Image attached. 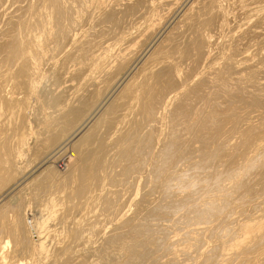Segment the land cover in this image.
Here are the masks:
<instances>
[{"label": "bare ground", "instance_id": "1", "mask_svg": "<svg viewBox=\"0 0 264 264\" xmlns=\"http://www.w3.org/2000/svg\"><path fill=\"white\" fill-rule=\"evenodd\" d=\"M34 1H36V0H34ZM149 1H151V0H149ZM149 1L148 0H127L124 4L122 2L119 5V3H118L119 1H118L117 2L118 4L115 2V4L112 5L110 2L108 3L107 0H67V1L66 0H39L40 3L35 2L36 5L39 4L38 5L39 8L35 7V8H37L36 9L37 11L34 12V14H32V16L29 15L27 17L30 18V16H31L32 20H33V25H35V27L37 29H40V30L42 29L43 32L41 31V33H42L41 36L40 35L37 36V33H36V35H34L35 34L34 33L33 34L34 37L29 38L30 40H32L31 38H33V40L31 41V45H32L33 49H32V51L27 53V55L23 51L24 49L21 48V45L18 44L19 40L17 41V37L18 38L21 37V32H22L21 31L22 23H20L21 19H20V16L18 17V11L21 9V7H20V9L18 8L19 10L17 9L16 12L11 13V15H9V17L6 20L7 22L5 24V27L3 29H0V50H3V48H4L6 50V52L12 53L11 56L9 53L5 54V56H8V54H9V57H11V61H10V59L8 61H6V59L8 57L7 58L4 57V58H6L5 60L4 59L0 60V64H2L3 62L4 63L6 62V64H7V65H5L4 69L3 68L0 69V194L2 192H4V189H6V187L12 185L13 182H15L17 179H19L20 176H23V177H21V179L26 178V175L28 176L29 170L27 171L28 173L25 170H26V168L27 169L30 168V166H29L30 163L27 165L29 167H27L25 165V162H23L24 157L27 154H29L28 156H30V159H29V157L27 159L29 160V162H31V167L34 164V163L32 164V162L39 163L37 165V166H39L41 164V162L44 161V159L46 160L47 157L51 158L54 156V154H55V156L59 155L57 153L61 152L63 149H65L68 146H71L72 148L74 147V149H73L74 152L72 154L67 155L64 158L62 157L63 158L62 159L63 160L62 166L63 165L65 166L64 170H65L66 175L62 176V174H63L62 172H57L55 170L58 167V165L55 167V169L53 168L54 165H52V168H51V169H53L52 175L50 174V176H48L49 178H46L43 180L44 184H45L44 181L46 180V185L41 186L42 183L41 184L38 183L39 186L33 184V186H35L36 191L33 192L32 199L34 198V200L38 199L41 201L40 207L43 208L41 211L44 212V214H41L40 218L36 219V214H38V213H34L35 215L34 214L32 215L30 212L31 209L33 211V208L38 210L36 208V206L31 208L32 205H30L31 209L30 210L26 209V206H27V208H29V206L27 205V202H26L27 200L25 201V199L22 198L23 196L22 197L19 196L18 199H17V197H18L17 196L16 197L17 200L15 199L16 200L15 203H13L11 201L4 203L5 199H4V202L2 201L3 202L2 204L0 203V264H9V262L12 264L14 262V259H16L18 256H21V257L24 256L25 258L29 259L27 262V259L25 260V258H24V262H21L19 264H264V204H262L263 202L257 201L258 204L262 202L260 205V206H262V209L260 210L259 213H257L258 210H256V211L254 210L255 208L252 209L254 211L250 212L248 210V208H249V206L254 205L255 200L254 199L251 200L250 198L246 197V196H248L246 194H245L246 195L245 197H246V199L248 198L247 200L245 198L243 199L241 197L244 194L242 195V192H240L239 190H241L243 188V186L245 187V185H243V186L240 185V189L237 190L236 193L234 192L235 194H232L233 190H232V193L230 190H229L230 192L228 190H226L227 193L229 192V193H231V195H229V193L227 194V193L221 191L225 187H227L224 185L227 183H224V182L229 175L230 176L232 175L231 178L232 179L234 178L233 181L234 180H238V181L240 180V182L242 181V183L244 180H247V181L254 180L255 178L258 177L257 175H259V176L264 175V162L261 163V160H263V158H264V134H262V135L258 136V138H256V140H258V142H254V144H252L250 146L248 145L247 146L248 148H245V149H247L246 155L248 153H249L248 155H250V154H254V155L249 156V157L247 156L248 158L245 157L244 160L240 159V161H238L237 163L235 162L236 163L235 165L233 164L234 166L231 164H230V166H227V165H229L228 163L225 165L224 164L222 165V162L225 159L224 160L221 159V161H222V162H220L221 164L219 163L220 160H218L217 161L218 164H216V165H219L217 167L218 171L215 173L213 172L214 177L217 175V178L211 179L213 177L210 178V175H209V178L213 181V183L211 182V184L208 180L206 182L204 180L203 183L202 182L199 183L197 181L198 179L196 178L195 172L192 174L189 173L190 175H187V173H184L180 170H178V172H176L177 169L174 172L173 169H175V168H173L172 171H169L171 173H170V176L168 177V179H167V177L166 178L164 177L165 181H167L169 183L168 188L165 187V184H164L165 181H164V178H162V174L164 172H166L165 171V166H166L165 163H167L166 160L170 157L169 155H171V152H176V150H178V149H176V143H175L176 139L178 137L175 139V142H173L175 135L172 136L173 137L172 141L168 140L169 138L167 137L168 139H166V140H168V141H165L164 144L162 143L164 136L166 135L162 131V129L165 130V128L167 127V126L165 128L162 127V125L165 122L163 120V118L166 115V111L169 112V111H171V108H172V110L175 111V112L172 111L173 114L175 113L176 116H180V117L174 118L175 120L178 118H182V117H183L182 119H184L186 116L189 117V115H192V114H190L191 108L193 109V107L191 105H192V103L195 102V100L198 99V101H199V97H198L197 93L200 94L199 91H201V89L202 90L205 89L204 87H206V86H208L209 88L214 87V89L216 87V90L220 89V90H225V91H227L229 89L228 90L229 92H231V90L238 91V89L240 88L239 85H241V84H239V85H237V83L235 84L236 80H234V84H229L230 83L229 80L231 78L230 79L228 78V80H227L228 84L225 82V79H224V81H223V79L220 81L218 79L219 78L218 76L220 73L219 74L217 73V72H219L217 69H219L220 72H222L221 68H220L222 66H220V67L218 66L221 64V62L219 61L220 64H216V62L212 63L213 60L216 61V59L219 60L221 58V61L223 62V64H226V62L223 60V58L224 59H225V57L227 58L228 55L226 56L225 54H228V53L223 51V48H222L223 52L219 51L220 52V53L218 52L219 54L218 53L215 54L218 56L210 57L212 55V53H211L212 50L210 52L209 48H211L210 46L213 45L212 40H213L214 35L211 33V31L209 29L214 28V27H211L212 25L216 26V25H214V23L218 19L221 21V23L219 22V27L222 30H225V28L228 29L227 28L228 26L225 24L229 23L228 20H230V18L227 19L228 17H226V15H229V13L226 14L227 12L225 11V7H224L227 4L226 3H225V5L222 4L223 0L222 1L221 0H197V1L195 0L196 1V2L194 1L195 4H193V2H192L191 5H188L186 11H184V16H183L182 21L181 20H179L180 22L178 21L179 25L177 24L178 26L177 27L175 26L176 28L174 27V29L172 31H170V33L165 37L167 39L163 38V40L158 42L154 47L152 46L153 48L150 51L147 49L149 51V53L146 51L147 55H145V58L143 59V61L140 59L141 62L140 63L138 62V64L136 65L135 64V62H137L135 59L136 56H134V58H132V55L134 53L133 52H132L133 54L128 53L126 56L127 52L124 51V55L123 56L121 55V57L117 59V62L119 60V62H118L119 64H116L117 62L115 63L116 60L114 59L115 60L114 66H113V64L111 66L110 65V62H112L111 56H113L114 54L112 53L113 55H111L110 50L109 51L105 50V52H102L100 50L101 52H98L97 49L103 48V46L100 48H97L100 46L99 44L102 43L101 41H103V40L100 39L101 41H99L100 35H98L99 37L97 36L98 39L96 40L97 37L95 36V34H98V33L101 34L102 32L105 33L106 31H108L110 34L111 33L113 34L115 29L118 28L117 25L122 23L120 18H119L120 14H121L120 16H122V12L125 14L127 12V13H129V15H130V13L138 14L141 12L140 9H143L142 11H144V13L147 15L148 11L154 12V10H156V7H157L156 5L164 6L163 4H165V5H171L172 6L174 4L177 6V4L179 2H182L183 0H157L156 5L154 4L155 1L152 0V2H150V3H149ZM158 1H159V4H157ZM236 1L237 2L238 1L244 2V3L239 2L240 3L239 7L241 8V6H243V8H244V10H242L243 13H245L247 15H248V13L253 14L256 17L253 15L252 16L257 18V21H262V20L264 21V3L263 4L259 3L260 6H257L258 5L257 2H259L260 0H252V1L248 0V2H246V0L245 1L236 0ZM263 1L261 0V2H263ZM25 2H26L25 5L27 7L30 0H25ZM230 2H231V0L228 1V3H230ZM151 3H153V4H151ZM184 3H187V1ZM255 3H257V5ZM116 4L119 6L116 7ZM241 4H244V5H241ZM253 4H255L254 6H256V7H253ZM0 5H1V3H0ZM7 5H8V3H7ZM23 5H22V7H23ZM32 5H33V3H32ZM179 5H180V3H179ZM121 6H123V7H121ZM162 6H160V7H162ZM171 6H169V8ZM92 7H95L96 10H97V8L100 10V16L97 19L100 20L101 22H107L109 25H108V27H106V25H107V23H106V25L104 26L106 28L101 29V31L100 30L97 32L95 31V33L93 31H92L93 33H90L89 30L86 31V29H85V31H82L83 33L80 34L79 36L77 34L78 38L75 41L80 43L81 46L83 45V49L80 48L82 50L81 53H84L83 55H85L87 52H90L89 55H91L90 58H92V59H90V62L88 61L89 63L87 64L86 68H84L85 66L81 67L83 62L82 63L80 61L77 62V60H75L76 58L75 59L73 58L76 62L72 66L69 67L67 65V64H69V62L65 58L69 57V55L71 54L70 51L73 49H70L69 52L66 51V52H68V54L70 53L69 55L67 54L68 55L67 57L66 56L64 57V55H63V59H65V60H63L64 62H62V60H61L62 58L60 59L61 62L58 59L56 60L54 57L51 56V54L55 50V48L58 46L59 43L61 44L62 41H64V40L66 41V39H68L67 33L71 28H72L71 34H73V28H76V26H77V28L79 27L78 25H80V23L83 22L82 19L85 17V14L86 13L89 14L88 12H89L90 8H92ZM229 7H230V5H229ZM4 8L2 9V11L4 10ZM7 8H8V6H7ZM32 8H34V7H32ZM95 8H93V9H95ZM245 8L248 11L245 10ZM166 9H168V8L166 7ZM172 9H174V8L172 7ZM229 9H228V12H229ZM236 9H238V8H236ZM33 10L34 9H32V11ZM67 10H69L70 12ZM3 12H5V11H3ZM66 12H68V13H66ZM135 12H138V13H135ZM235 12H236V10H235ZM246 12H248V13H246ZM0 13H2V12H0ZM30 13H31V11H30ZM96 13H97V11H96ZM165 13L167 14V12H165ZM165 13H163V15ZM66 14H67V16H66ZM82 14L84 17H82ZM87 14H86V16H88ZM91 14H93V13H91ZM140 14H138V15H140ZM129 15H128V17H129ZM149 15L150 16L147 17L149 19H145L146 21H145V23L143 22L141 27L138 26L139 27L138 31H140V32H137V33L140 34L143 31L144 34H147L148 37L150 36L152 38L156 29L158 28V26H161V24L160 25L155 24V20H154L155 16L153 17L154 14L152 15V13L150 14V12H149ZM233 16H234V14H233ZM252 16H250V17H252ZM125 17H127V16H125ZM250 17H249V20H252ZM18 18H19V24H18ZM24 18H25V16H24ZM123 18H122V20H123ZM163 18H165V17H163ZM86 19H83V20H86ZM91 19H93V17ZM134 19L135 18H133V20ZM233 19H235V18H233ZM27 20L28 19H26V21ZM32 20H30V21H32ZM98 20H97V22H98ZM124 20H126V19H124ZM249 20L247 22H250ZM127 21H125V22H127ZM244 21H243V23H244ZM257 21L255 19V22H257ZM247 22H246V24L248 25ZM26 23H28V22H26ZM253 23L254 22L252 21V24ZM257 23H259V22H257ZM95 24H97L96 21H95ZM126 24H129V21ZM250 24H251V22H250ZM250 24H249V27L252 26ZM262 24H263V22H262ZM262 24H260V25H262ZM81 25H80V27H81ZM139 25H141V24H139ZM237 25H239V24H237ZM260 25H256V26L259 27ZM102 26H103V24H102ZM132 26H133V24H132ZM223 26H226V27L223 28ZM23 27H24V23H23ZM27 27L28 26H26V28ZM59 27L61 28V30L63 29L62 33L59 32L60 30L58 31ZM93 27H92V29H93ZM241 27L242 26H240V28ZM255 27H253V28H255ZM36 28H34V29H36ZM247 28H248V26H247ZM15 29H17V30H15ZM25 29H23V32ZM27 29H29V28H27ZM141 29H143V30L141 31ZM245 29H244L243 35L246 34ZM32 30H33V28H32ZM94 30H95V27H94ZM128 30H130V29H128ZM135 30H136V28H135ZM213 30L216 31V28ZM250 30L252 31L253 29L250 28ZM117 31H119V30L117 29ZM121 31H123V30H121ZM251 31H247V29H246V32L251 33ZM130 32H132V31H130ZM157 32H158V30H157ZM233 32H234V30H233ZM257 32L258 31L256 30V33L254 34L255 36H256V34H258ZM143 33L140 34L141 35L140 38H142ZM228 33H229V31H228ZM239 33L240 32H237V37L235 35L236 33L235 34L233 33L234 35L230 34V36L232 35L231 37L226 34L230 38H229V40L227 39V41L225 43H223L225 45L222 44L223 46H225L224 48L227 47V49H228L231 45H233L234 41L236 42L237 40L241 39V36L239 37ZM23 34L24 33H22V35ZM116 34H117V32L114 34V36ZM241 34H242V32L240 33V35ZM133 35H135V34H133ZM140 35H138V36H140ZM254 35L252 34L251 36L253 37ZM24 36H23V38H24ZM73 36H75V35H73ZM103 36H106V35H103ZM126 36H127L126 34H125V36L122 35L121 37H119V40L121 38V41L124 40L123 42H125V43H127L128 41L134 40L132 38V36H127V37ZM138 36L136 35V37H138ZM244 36H246V35H244ZM251 36L249 38H251ZM111 37L112 36H110V38ZM143 37H145V36H143ZM71 38H72V36H71ZM145 38H147V37H145ZM219 38L222 39L221 37H219ZM242 38H243V36H242ZM245 38L247 39V37H245ZM245 38H244V40H246ZM21 39H20V41H21ZM50 39H52V40L50 42H48ZM73 39L74 38H72L71 41ZM116 39H117V37H116ZM116 39H115V42H116ZM217 39H216V41H217ZM112 40H114V39H112ZM119 40H117V41L120 42ZM136 40H137L136 42H139L138 39H136ZM262 40H264V38ZM103 42H105V41H103ZM23 43H24V41H23ZM25 43H26V40H25ZM51 43L53 44V47L55 45L54 49L52 47H51L52 49L48 48V44L51 45ZM236 43L238 44L239 42H236ZM240 43L244 44V43H246V41H243ZM63 44H64V42H63ZM63 44H62V46H63ZM135 44H137V43H135ZM141 44H140V46H141ZM254 44H255V42H254ZM102 45H103V43H102ZM118 45H121V44H118ZM138 45H137V47H138ZM44 46H45V48H44ZM106 46H107L106 47L107 49L110 48L109 47L110 45L109 46L106 45ZM24 47H27V46H24ZM36 47H39V50L42 49L40 52H41V54H43V56L45 58V59L42 58L43 59L42 61L45 60L44 63L47 62L46 63V64H48L47 67L46 66L44 67V65L42 63L41 64L43 66L42 65L39 66L40 63L37 64L38 60L36 61L34 59V57L37 59V57L35 56L38 53V52L36 53ZM59 47H58V49H59ZM117 47H119V46H117ZM125 47H122L121 49H125ZM130 47L132 48V44ZM131 48H130V50H131ZM61 49H62V47H61ZM263 49H264V47H263ZM39 50H37V51H39ZM74 51H79V50H74ZM246 51H248L247 54H245L244 52H241V56L239 55L240 58H237L238 55H234V56H237V57H235V59L230 57V61H227V62H229L230 66L229 65H227V66H229V68L232 66L233 69L235 71H237V72L234 71L235 74L236 73L238 74V72H241V74H242V72H244L243 75H247V74H250V75L251 74L252 75L257 74L258 75V73H263L264 68L262 66L257 67L259 62L254 64L256 66H254L253 64H250V63H249V66L246 63L247 67L243 66V64L245 62H247V61L249 62V60L252 59V57L249 55V50H246ZM250 51H251V49H250ZM117 52L121 53V51H119V49ZM128 52H129V50H128ZM261 52L263 53V51H261ZM76 53H78V52H75L74 54H76ZM120 53L117 55L119 56ZM232 53H234V52L232 51ZM242 53H244V54H242ZM1 54H4V53L0 52V55ZM41 54L37 55V56H41ZM56 54H57V52H56ZM79 54L80 53H78V55ZM237 54H239V53H237ZM250 54L252 55V53H250ZM54 55H55V53H54ZM58 55H59V52H58ZM86 55L88 56L87 58H89V55L88 54H86ZM224 55H225V57H224ZM74 56H76V55H74ZM230 56H232V55H230ZM80 57L81 56H79V58ZM209 57L211 58L210 59V61H212L211 63L216 64L218 68L215 65H214L215 67L211 65L212 66L211 70H208V72L206 71V73H201L203 75V77L201 76L202 78H200V80L199 79L197 80V78H199V77H195L198 82L194 81L195 80L194 79L193 83L192 82L189 83V79L193 76L192 74L196 70H197L196 74L198 73L196 76H198L200 74V71H198V70L200 68V65L202 64L201 62L206 61V59ZM254 57L256 58V56H254ZM70 58H72V57L70 56ZM82 58L85 59L86 56L85 57L82 56L80 59H82ZM87 58L85 59V61L87 60ZM131 58L135 59V60L130 63ZM262 58H264V57H262ZM242 59L244 61H242ZM72 60L70 59L69 61H72ZM161 60H163V63L161 62ZM34 61L37 62L36 63L37 65L35 64ZM39 61H41V59H39ZM157 61H158V63H156ZM208 61H209V59H208ZM207 63H209V62H207ZM217 63H218V61H217ZM70 64H71V62H70ZM223 64H221V65H223ZM186 65L188 68L186 67L187 69L185 72L184 71L185 68L183 66H186ZM0 66H2V65H0ZM198 66H199V68H198ZM225 67H226V65H225ZM260 68H263V69H260ZM124 69H126L127 72ZM233 69L231 71H233ZM117 70L119 72H122L121 70H124L126 72V74L124 73V76H120V75H118L119 72L116 73ZM193 70H195V71H193ZM205 70H207V69H203V71H205ZM227 70H230V69H227ZM83 71H85V73H83ZM134 71H135V73H134ZM1 72H3V73H1ZM230 73H232V72H230ZM77 74H79L80 76H81V74H83V76H81L80 79H78V80L73 79V81H72V78L78 76ZM215 74H218V75H215ZM228 74H225L224 78ZM189 75L190 76L192 75V76L188 79ZM220 75H223V72ZM194 76H195V74H194ZM234 76H232L233 79H235ZM230 77H231V75H230ZM239 77H240V75H239ZM244 77L246 78V76H244ZM77 78L78 77H76V79ZM186 78L188 79V81H185V80H187ZM241 78H237V79H241ZM251 78H252V76H250V78H248V79H251ZM49 79L53 80L52 82H54L53 86L51 85V87L46 85V83H48V81H46V80H49ZM233 79H232V81H233ZM242 80H244V79H242ZM45 81H46V83H45ZM69 81H72V82H69ZM74 81H77V82H74ZM245 81H246V79H245ZM245 81H240V82L243 83ZM248 81L249 80H247V82ZM255 81L257 82V80H255ZM255 81L251 80L250 82H252L254 84ZM182 82H184V83H182ZM186 82H188L189 84H186ZM263 83H264V81H263ZM245 84H246V82H245ZM248 85H249V83L247 84V86ZM190 86H192L191 87L192 89H188V88H190ZM243 86H241V87H243ZM251 87H254V86H251ZM245 88L250 89V87H245ZM242 89H239V90H242ZM252 89H250V90H252ZM258 89H260V88H258ZM263 89L260 91L263 92ZM206 90H207V88L205 89V93L207 92ZM214 91H213V93H214ZM217 91L219 92V90H217ZM242 91H244V90H242ZM246 91L248 93H250L248 90H246ZM252 91H253V93H255L254 90H252ZM260 91L257 90L256 92H260ZM210 92H211V95H214L216 93L215 92L214 94H212V90ZM205 93H203V94H205ZM233 93H235V92H233ZM253 93H251L253 95V97L255 95L259 94V93H257L254 95ZM228 94H230V93H228ZM205 95H207V94H205ZM220 96H221V94H220ZM234 96H236V95H234ZM243 96H245V95H243ZM203 97H204V95H203ZM203 97H202V99L201 98L200 99L203 100ZM215 97L216 96L214 95V98ZM217 97H219V96H217ZM263 97H261V98H263ZM214 98H213V100H215ZM234 98H236V97H234ZM224 99H226V97ZM227 99H229V98H227ZM254 99H255V101L258 100L257 98H254ZM231 100H234V99L232 98ZM222 101H223V103H225L224 100H222ZM222 101H220V102H222ZM255 101L253 100V102H255ZM258 101L261 102L262 100L261 101L258 100ZM263 101H264V99H263ZM263 101H262V103H263ZM253 102H251V104ZM208 103H209V101H208ZM241 103H242V101H241ZM201 104H202V102H201ZM217 104H220V103L218 102ZM256 104H257V102L255 103V105ZM260 104H258V105H260ZM237 105H239V104H237ZM246 105H248V104H246ZM193 106H194V104H193ZM203 106H207V105L205 104ZM219 106H221V104ZM222 106H223V104H222ZM260 106H258V107H260ZM198 107H196V108H198ZM250 107H252V105L249 104L248 108H250ZM201 108H202V106H201ZM254 108H255V106H254ZM256 108L254 109L256 111L255 113H258L259 111H257V110H259V109L258 108L256 109ZM194 109H195V107H194ZM214 109H216V108H214ZM218 109H221V108H218ZM218 109H217V111H218ZM234 109H236L235 106H234ZM262 109L264 110V108H262ZM196 110L197 109H195V111L194 112L192 111V112L196 114ZM203 110H202V112H203ZM221 110H219V111H221ZM223 110L225 112L224 108H223ZM236 110H235V112H237ZM254 110H253V113H254ZM212 111L215 112V110H212ZM219 111L217 113H219ZM232 111H231L232 114H235L233 107H232ZM208 112H210V111H208ZM214 112H212V113H214ZM227 112H225V114ZM251 112H252V110H251ZM251 112H249V113L251 114ZM188 113H189V115H188ZM199 113H201V112H199ZM199 113H197V114L199 115ZM212 113L210 114L211 116L213 115ZM221 113L223 114V112H220L219 114H221ZM230 113H228V115ZM197 114H196V116H197ZM205 114H208V113H205ZM219 114H217V115H219ZM240 114H242V113H240ZM244 114L247 115V113H244ZM250 114H248V115H250ZM200 115H203V113H201ZM204 115L201 116L200 118H203ZM261 115H263V113H261ZM208 116L209 115H207L206 119L209 120V118H210V120H211V116H209V118H208ZM222 116H221V118H222ZM236 116H237V113H236ZM239 116L240 115H238V117ZM253 116H255V115H253ZM169 117H170V115H169ZM169 117H167V118L169 119ZM190 117L194 118L195 116H190ZM215 117H216V115H215ZM225 117H226V115H225ZM233 117L235 118V115ZM233 117H231L232 119H230V122H232L231 120L234 119ZM255 117H257V116H255ZM258 117H260V114ZM200 118H198V120L197 119L196 120L198 122H200L199 121ZM229 118H228V120H229ZM241 118L242 117H240V119ZM245 118H249V117L246 116ZM171 119H172V116H171ZM215 119H217V118H214V120ZM255 119L258 120L257 118H255ZM262 119H264V118H262ZM175 120H172V121H175ZM180 120L181 119H179L178 121H180ZM188 120L191 121V119H188ZM194 120H195V118H194ZM218 120H220V118ZM250 120H251V117H250ZM186 121L185 122L183 121L185 123L183 125H186L187 123H188V125H190L191 122L187 121V123H186ZM205 121H207V120H205ZM209 121L207 123H209ZM221 121L223 122V120H221ZM253 121H254V119L252 120V122ZM143 122H145L144 125H142ZM168 122H166V125ZM201 122L205 123L203 119ZM211 122H212V120H211ZM214 122H212V123H214ZM216 122H218V121H216ZM227 122H229V121H227ZM227 122H223V123H225V125H227ZM234 122H235V120H234ZM249 122H251V121H249ZM252 122H251V124H253ZM158 123H160L161 125L158 126ZM173 123H176V124L175 125H173L172 123H170V124H172L173 126H176L181 122H179V123L173 122ZM207 123H205V125L204 124H201V125L206 126ZM248 123H246V124H248ZM211 124H210V126H211ZM217 124H220V121ZM233 124H235V123H233ZM256 124H257V122H256ZM179 125H182V123ZM195 125H197V124H195ZM231 125H232V123H231ZM170 126L171 125H169V127ZM207 126H206V128H207ZM228 126L230 127L229 123H228L227 127ZM262 126L263 125L261 123V126L259 127V128H261V130H262ZM187 127L185 129L189 128V127L188 128ZM192 127H193V125H192ZM192 127L189 130H192ZM211 127H214V126H211ZM220 127L221 126H219V128ZM223 127H225V126H223ZM231 127L234 128V126H231ZM251 127H248V128H251ZM171 128L172 127H170L169 129H171ZM204 128H201V129H204ZM216 128H218V127L215 125L214 130ZM233 128H229V129L232 130ZM244 128H245V125H244L243 129ZM253 128H251V129H253ZM240 129H239V131L241 132L242 135H244L242 133V131L245 132V130L241 131ZM263 129H264V126H263ZM174 130H176V129H174ZM189 130H187V131H189ZM205 130H207V129H205ZM230 130H229V132H227V130H226V132L230 133ZM233 130H235V129H233ZM233 130H232V132H233ZM165 131L167 132L168 130H165ZM195 131H197V130H195ZM202 131L204 132V130H202ZM248 131L249 130L247 129L246 132H248ZM176 132H177V130L174 133L176 134ZM199 132H201V131H199ZM224 132H223V134H224ZM246 132H245V134H246ZM250 132H251V130H250ZM253 132L254 131H252L251 133H253ZM182 133H184V132L182 131ZM182 133L180 134L181 137H182ZM189 133H190V131H189ZM204 133L208 134V131H206ZM213 133H215V132H213ZM120 134H122L123 136L122 135L120 136ZM167 134L169 136V133H167ZM193 134H195V133H193ZM193 134L190 133L189 135L192 136ZM209 134H210V132H209ZM219 134H222V133H219ZM180 135H179V138H180ZM198 135H199V137L202 136V135L200 136V134H198ZM213 135H215V134H213ZM213 135L211 134V137ZM218 135H216V136L218 137ZM222 135H221V138H222ZM238 135H240V134H238ZM251 135H249V136L251 137ZM187 136H185V138ZM206 136H208V135H206ZM209 136L207 138H209ZM145 137L146 138L149 137L150 141L145 142V140L147 141V139H145ZM197 137L195 136L196 141L198 139ZM217 137H215V139ZM230 137H232V136H230ZM243 137L244 136H242V138ZM246 137L248 138V136H246ZM256 137H257V135H256ZM182 138L185 139L184 137H182ZM207 138L202 137L201 141H203L202 139L207 140ZM218 138H220V137H218ZM221 138H220V140H221ZM228 138L226 137L225 139L228 140ZM232 138H230L228 141H231ZM236 138H239V136L238 137L236 136ZM215 139H213V140L215 141ZM250 139H252V138H250ZM253 139H254V137H253ZM178 140L180 142L181 139H178ZM217 140H219V139H217ZM247 140H246V142H247ZM155 141H157L156 144L159 145L156 147L157 151H155V146H156V144L154 146ZM185 141H186V139H185ZM210 141H212V140H210ZM223 141H225V140H223ZM237 141H236L237 144H239V139H237ZM181 142H182V144H181ZM181 142H180L181 145L178 143L180 145V147L183 145V143H185V142H183V140H181ZM188 142H189V140H188ZM198 142H199V140H198ZM226 142H224V143H226ZM161 143L163 146L161 145ZM220 143H221V141H220ZM220 143H218L220 145V147L223 146L222 143L221 144ZM233 143H234V141H233ZM192 144H193V142H192ZM202 144H203V142H202ZM214 144H215V142H214ZM218 144L216 145L217 147H218ZM235 144H233V145H235ZM245 144H248V143H245ZM179 145H178V147H179ZM189 145H191L190 142H189ZM233 145H231L232 148H233ZM240 145H241V143H240ZM205 146H206V144H205ZM205 146H204V148H205ZM211 146L213 147L214 145H211ZM242 146L245 147L246 145L242 144ZM180 147H179V149H180ZM185 147H188V146H185ZM191 147H192V145H191ZM199 147H202V146H199ZM207 147L208 146H206V148ZM239 147H241V146H239ZM162 148H163V150L161 151ZM206 148H205V150H206ZM208 148H209V150L207 149L206 151H208V152L211 151L210 147H208ZM214 148L215 147H213V149ZM222 148H224V147H221V149ZM226 148H228V147H226ZM183 149L184 148H182V150L181 149L180 150L183 151ZM193 149H191V150L189 149L190 152ZM228 149H230V146ZM241 149H240V152H241ZM89 150L91 151L90 153H89ZM185 150H187V148ZM201 150H203V149H201ZM233 150H235V149H233ZM77 151L80 152V155L78 154ZM83 151L84 152L87 151L89 154L87 155V152H86V155H85V153H82ZM206 151H203V153H205ZM212 151H214V150H212ZM220 151L218 150V153ZM236 151H235V154H236ZM243 151H242V153H243ZM67 152H69V151L67 150ZM126 152L131 153V157L129 156V159H128V160H130L129 162H131V163L128 164L129 166L128 165L127 166L129 168L132 165L129 168V171L132 168L133 172L131 170L132 173H130V174L126 173L127 174L126 175L125 172L127 170L124 171L122 169L121 171H124V172L121 173V171H120V174H118L117 170L120 167L122 168L123 166L126 165L125 162L121 161L122 157L125 156L124 154H127ZM161 152H162V155L163 154L164 155L160 158V162H159V164H157V167H155V165L152 163L153 164V172L157 171V174L156 175L154 174V176H153L152 173H151V175L148 173L149 174L148 177L150 179H152V183H151V185L149 184L148 187L149 188L151 187L150 193L152 194L151 197L152 196L153 197L150 198V196H149L150 194H149L145 198L144 196H146V194L149 193L150 189H148L149 191H146V189L143 190V187L146 188L147 185L144 186L141 184V182L139 184L138 183L139 181H137L136 185H135L134 182L136 181V178H134L135 180L132 179L134 182H133V185L130 184V186L133 187L135 185V187H133V188L131 187L132 188V191H130L131 197H129V195H128V198L130 200V203H129L130 206H134L135 209H134L133 215L126 213L129 210L126 211L124 209V208H126L125 203L128 204L127 203L128 199L124 200L125 198H123L124 196L125 197L127 196V193L124 191L125 188L123 189V191L126 193L124 195V194H121V192H120V190H118V188L115 189L113 187H116L117 186L116 184L122 185V186L129 184L130 178L132 176H134L136 173H139L141 170H143V167L145 169V167L149 163L151 164L152 161L155 162V160H156L155 158L157 156L159 157L161 155V154L159 155V153H161ZM190 152L188 153V156H189ZM192 152L195 155L196 152L195 151H192ZM211 152H209V153H211ZM223 152H225V151H223ZM228 152H230V151H228ZM240 152H238L237 154H239ZM110 153L113 154L114 156H112ZM199 153H202V152H199ZM177 154H180V152ZM208 154H206V155H208ZM214 154H215V152H214ZM227 154H229V153H227ZM235 154L232 153V155H231V157H233L232 158L233 160H234ZM50 155H53V156H50ZM108 155H109V157L112 156L111 157L112 160L109 157H107ZM182 155L181 156L184 159H187L186 151ZM240 155H242V154H240ZM173 156H171V157L173 158ZM198 156H200V155L198 154ZM211 156H213V154ZM215 156H218V154H216ZM215 156H214V158H215ZM225 156H226V154H225ZM113 157H114L115 161L118 162V166L117 167L115 166L116 168H113L114 166L112 165V163H114ZM178 157H180V156H178ZM178 157L176 156V158H178ZM192 157L195 158L197 156L195 155ZM201 157L202 156H200V158ZM203 157H204V154H203ZM223 157H224V155H222V158ZM229 157H228V159H229ZM239 157H241V156H239ZM239 157H238V160H239ZM172 158H171V160H172ZM200 158L196 159L197 162L199 161L198 159H200ZM27 159H26V161H28ZM174 159L175 158H173V160ZM180 159H181V157H180ZM217 159H219V157ZM123 160L128 162L127 159L126 160L123 159ZM200 160H202V158ZM203 160H204V163H207V162H205L206 159L203 158ZM207 160H209V159H207ZM226 160H227V157H226ZM57 161H59V160H57ZM158 161H159V158H158ZM190 161L188 163H190ZM214 161H216V160H214ZM183 162L184 161L182 160V163ZM192 162H193V160H192ZM46 163H50V162L46 161ZM139 163L141 166L142 165L143 166L141 167L139 165ZM177 163H180V162H177ZM200 163H202V162H200ZM204 163H202V164H204ZM193 164H195V163L193 162L192 166H193ZM197 164L199 167V163H197ZM202 164L200 165V168H201ZM207 164L210 165V162ZM170 165H169V167H170ZM173 165L177 166L178 164L177 165L173 164ZM183 165H185V164H183ZM213 165H214V163H213ZM37 166H36V168H37V170H39ZM194 166L197 167L196 164ZM204 167L205 166H203L202 168H204ZM244 167H248L249 169H247V168L243 169ZM32 168H34V167H32ZM41 168H43V167H41ZM60 168H62V167L60 166ZM190 168L191 167H189V169ZM217 168H214V169L216 170ZM124 169H126V167H124ZM167 169H168V167H167ZM178 169H179V167H178ZM203 170H206V169H202L201 171H203ZM34 171H36V170H33V173H34ZM110 171L112 172V174H110ZM199 171L200 170H198V172ZM210 171H211L210 173H212V171H214V170L211 169ZM242 171H243V174H242ZM145 172H142V173H145ZM149 172H151V170ZM46 173H49V172H46ZM205 173H206L205 175H207L208 171H205ZM44 174H43V176H44ZM167 174H169V173H166V175ZM114 175L117 176V178H114ZM138 176H139V174H138ZM187 176H189V177H187ZM198 176H199V174H198ZM245 177H246V179H245ZM39 178H38V180L40 182ZM44 178H45V176H44ZM113 178L115 180H113ZM198 178H200V176ZM137 179H140V178L138 177ZM150 179H148V181H150ZM202 179H203V177H202ZM202 179L200 178V180H202ZM112 180L114 181L115 184H112L113 183ZM229 180L227 179V181H229ZM262 180H264V179H262ZM261 181L258 180V182H261ZM262 183H263V181H262ZM27 184H28V182H27ZM29 184H30V182H29ZM248 184H251V183H248ZM31 185L32 184H30V186ZM176 185H179L180 189H182V190H180V189L175 190L174 186H176ZM188 185H191L190 188H186V186H188ZM232 185H233L232 188L236 187V184H232ZM259 185H260V183H259ZM27 186L29 187V185H27ZM130 186H129L128 190L130 189ZM229 186H228V188H230ZM13 187H14V184L12 187H10V189H14ZM117 187L120 188V186H117ZM173 187H174V189H172ZM122 188H120V189L122 190ZM185 188H186V190H183ZM10 189H8V190H10ZM33 189L34 188H32V191H33ZM169 189H172L169 192L170 195H168V197L170 196L169 197L170 199L173 198L174 200H176V199H179L183 196L186 197L185 199H182V198L180 199L181 206H184L187 204L184 209L182 207L183 210L180 209L182 211V213H180L181 215L178 216L177 215L178 213L176 212L177 213L176 216L179 217L177 219H181V221L177 222V223L180 222L179 226L177 224H175V222L169 223V227L167 226V228H165L166 231L169 229V232H158L159 230L151 232L150 231L151 228L145 227L147 230L149 229L150 232L148 231L149 234L144 235L146 237H144L145 238L144 240L142 238L143 241L137 239L136 237L135 238H128L126 236L127 238H125L123 235L116 236L117 235L116 230L118 229L119 225L121 226L124 223L128 224V221L126 222L128 217L129 218L132 216L137 217V224L140 225L139 226L140 228H141V225L145 226V224H147L146 226H148V223H150V221H148L146 219L147 218L146 216L148 214L146 212V209L148 211V209L150 210L151 208H154L153 205H155V206L157 205L158 208L160 206L159 204L166 205L164 199H165V197H167V195L165 193ZM26 190L27 189L25 188L23 191H25V193H26L27 192ZM249 190H251V189H249ZM13 191H15V190H13ZM23 191H20L19 194H21V192L23 193ZM30 191H31V189H30ZM145 191L147 193H145ZM262 191H264V187H263ZM6 193L7 192H5L4 194H6ZM157 193H158V195H157ZM4 194L2 193L1 197ZM31 194H32V192H31ZM263 195H264V193H263ZM142 197H144L145 199H148V197H149L152 201L151 202L150 201L145 202L147 200H144ZM261 197H263V196L261 195ZM256 198H258V197H256ZM119 199H120V201H119ZM111 200H114L116 202L113 204ZM258 200H259V198H258ZM263 200H264V198H263ZM101 203H102V205H104L103 206L104 210H107L106 212H109V216L111 215L110 217L114 219L113 220V228H112V230L108 229V230H111L110 233H107V231L101 230L100 233L103 232L102 233L103 234L102 240L100 239L102 242L98 241L100 243V244H98L95 241L96 239L93 240V242L98 244L97 246H95L94 244L93 245L91 244L92 237H93L92 235H94L97 231H99L101 229L98 226V221L103 220V219L100 218L97 221L94 220L96 218V216L93 219L92 212H93V209L95 207L97 208L96 205H99V204L101 205ZM172 203L174 204V202H171V204ZM238 206H240V207H238ZM245 206L246 207L248 206V208H246ZM40 207H39V209H40ZM157 207H156V209H157ZM162 207L164 208V206H162ZM175 207H176V205H175ZM237 208H240V209H237ZM260 208L261 207L256 208V209H260ZM160 209H161V206H160ZM36 210H34V212H36ZM104 210L102 212H100V211L99 212L103 213ZM157 210H159V209H157ZM162 210L164 211V209H161L160 211H162ZM175 210L177 211L178 209L175 208ZM175 210H174V212H175ZM246 210H248V212H246ZM38 211H40V210H38ZM167 211H169V206H168ZM181 211H179V212H181ZM94 212H96V209ZM252 212H253V214H252ZM96 213H98V211ZM100 213H98V214H100ZM145 213H146V215H145ZM150 213H151V211H150ZM98 214H96V215H98ZM169 215H170V213H169ZM174 215H175V213H174ZM174 215L172 216L173 218H174ZM233 215H236V216L234 217ZM102 216L103 215L101 214L100 217H102ZM109 216H108V218H110ZM31 218H32V220L29 221ZM96 219H98V217ZM150 219H152V218H150ZM154 221H151V222L155 226V224H157V222L154 224ZM170 221H172V220H170ZM101 222H103V221H101ZM105 222L103 223L104 225H105ZM133 222H134V224H133ZM133 222H131V223H132V225L135 226L136 223H135V221H133ZM164 222H165V220H164ZM51 223H54L55 226L57 224H61V225L57 226L56 228H55V226H53V228H55V229L51 230L50 229ZM165 223H167V222H165ZM108 225H110V224H108ZM111 225H112V223H111ZM124 225H126V224H124ZM158 225H160V224H158ZM158 225L155 227H158ZM161 225H162V223H161ZM154 226H152V230H153ZM189 226H190V228H188ZM102 227L105 228V226H103V225H102ZM127 227H129L131 229L133 226H127ZM51 228H52V226H51ZM129 228H127V229H129ZM135 228H137V226ZM141 229L144 231L143 228H141ZM163 229H164V227H163ZM137 230H139V229H137ZM147 230H145V231H147ZM129 231H132V230H129ZM143 231H142V233H143ZM76 232L80 236V237L79 236L77 237L79 239L78 244L77 245H75V244L71 245V243L74 241L73 239L76 238V237L74 238ZM139 232L140 233H138V232L137 233L140 236L141 231L139 230ZM115 233H116V235H115ZM123 233H125V232H123ZM128 233H126V234H128ZM133 234H134V231H133ZM121 236H123V237H121ZM139 236H138V238H141L143 235L141 237H139ZM100 237H96V238H100ZM159 238H162L166 241L165 242L163 241L164 243H161L162 241H158ZM74 243H75V241H74ZM70 246H74V248L71 249ZM259 247H260V250H259ZM257 248H258V250H257ZM92 256H94L97 259H95V258L93 259ZM90 257L92 259H90ZM12 259H13V262H11ZM17 262H19V260ZM15 264H17V263H15Z\"/></svg>", "mask_w": 264, "mask_h": 264}, {"label": "rangeland", "instance_id": "2", "mask_svg": "<svg viewBox=\"0 0 264 264\" xmlns=\"http://www.w3.org/2000/svg\"><path fill=\"white\" fill-rule=\"evenodd\" d=\"M4 1H5L6 3H5ZM32 1H33V2H32ZM66 1H67V0H66ZM107 1H108V3L110 2L112 5H114L115 2L117 3V2L119 1L118 3H119V5H120L122 2H123V4H124L127 0H126V1H125V0H113V1H112V0H107ZM148 1H149V0H148ZM153 1H155L154 4L156 5L157 0H153ZM186 1H187L188 4H187V3H184V2H186ZM188 1H189V2H188ZM194 1H195V0H183L182 2H179L180 5H179V3H178L177 6L174 5V4H173L172 6H171V5H165V4H163L164 6H162V5H159V6L156 5V6H157V7H156V10H154V12H153V11H152V12H151V11H148L147 15L144 13V11H142L143 9H140V10H141V12H140L141 14L138 13V12H135V13H138V14H140V15H138V14H134V13H130V15H129V13H127V12H126V14L122 12V16H120L121 14L119 15V18H120V20H121L122 23L119 22L120 24L117 25L118 28L115 29V31H114L113 34H112V33L110 34L108 31H106L105 33L102 32L101 34H99V33H98V34H95L96 37H97L98 35H100V37L98 36V37H99V41H101V40L105 41V42L101 41V42L103 43V45H102V43L99 44L100 46L98 45L99 47H97V48H100V47L103 46V48L97 49L98 52H101V51H102V52H105V50H107V51L110 50L111 55L114 54V55H113L114 57L110 55V56H111V60H112V62H113V63L110 62V65H111V66H112V64H113V66H114V61H115V60H116V61H115V63H116V62H117V59L120 58L121 55H122V56L124 55V51L127 52V53L125 52V53H126V56H127L128 53L131 54V53L133 52L134 54L132 53V54H133V55H132V58H134V56H136L135 59H136L137 62H135V64L137 65L138 62L140 63L141 60L143 61V59L145 58V55H147L146 51L149 53V51H150V50H151V49H152V48H153L158 42H160L161 40H163V38H165V37L170 33V31H172V30L174 29L175 26L177 27V26L179 25L178 21H179V20L182 21L183 16H184V11H186L188 5H191L192 2H193V4H195V2H196L197 0H196L195 2H194ZM221 1H222V0H221ZM225 1H226V2H225ZM225 1L223 0V3H222V4H224V5H225V3L227 4V5H225V6L223 5V6L225 7V11L227 12L226 14L229 13V15H230V16H229V15H226V17H228L227 19L230 18V20H228V22H229L230 24L226 22L227 24H225V25L228 26V27H227L228 29L225 28L226 26H223V28H225V30H222V29L219 27V22L221 23V21H220L219 19L215 21L214 25H216V26H213V25H212L211 27H214V28H210V29H209V30L211 31V33L214 35V36H213V40H212V44H213V45H211V46H210L211 48H209V49H210V52H211V50H212V52H211L212 55H211L210 57L218 56V55H215V54L218 53L219 51H220V52H223V51L227 52L228 54H225L226 56L228 55L227 58L225 57V55H224L225 59L223 58V60L226 62V64H223V62L221 61V58H220L219 60L216 59V61L213 60V62H212V61H210L211 58L209 57V58L206 59V61L209 62L210 64L207 63L206 61H202V62H201V63H202V64H201L202 66L200 65V68H199V66H198V68H199L198 71H200V74H201V73H206V71L208 72V70H211V69H212V68H211L212 66L215 65V66L217 67L216 64H220V62H221V64H223V65L220 64V65H218V66H219V67L222 66V67H220V68H221V71L223 72V75H220L222 72H220V70L217 69V70L219 71V72H217V73H218V74L220 73L219 76H218V77H219L218 79H219L220 81H221L222 79H223V81H224V79H225V82H226L227 84H228V81H227L228 78H229V79L231 78V79L229 80V81H230L229 84H234V80H236V81H235V84H236V83H237V85L241 84V85H239V86H240L239 89H242V88H243L242 90H244V91L238 89V91H233V90H231V92H229V91H228L229 89H228V90H227L228 92H227V91H225V90L217 89V90H219V92H218V91L216 90V87H215V89H214V87H213V88L210 87L211 89H210L208 86L204 87L205 89L207 88V90H206L207 92L205 93V89H203V90L201 89V91H199L200 94L197 93V95H198V97H199V101H198V99H197V100H195L196 103H195V102L192 103L191 106L193 107V109L191 108V110H190V114H192V115H189V113H188L189 117H190V116H195V117H194L195 120H194L193 117H190V118H189L188 116H186V117L184 116V117H185L184 119H182L183 117L181 116L182 118H178V119L175 120L174 118H176V117H180V116H176L175 113L173 114V112H175V111L172 110V108H171V111H169V112L166 111V115H165L166 118H165V117L163 118V120L165 121V122H164L165 125L163 124L162 127L165 128V127L167 126L168 128L166 127L167 129L165 128V130H168V131L170 130V131H169V132H168V131L166 132L165 130L162 129V131L166 134V135L164 136V139H163L162 143L164 144L165 141H168V140H171V141H172V138H173L172 136L175 135V136H174V139H173V142H175V139L178 137V138L176 139V142H175V143H176V149H178V150L175 149L176 152H171V155H169L170 157L168 156V157H169V158L167 159L168 161L166 160L167 163H165L166 166L168 167V169H167V167L164 165V166H165V171H166V172H164V173L162 174V178H164V177L166 178V177H167V179H168V177L170 176V173H171V172H169V171H172V169L175 168V169H173L174 172H175V170L177 169L176 172H178V170H180V171H182V172H184V173H187V175H190V174H192V173L195 172L196 178L198 179V180H197V179H196V180H197L199 183H201V182L203 183L204 180H205V182L208 180V181L210 182V184H211V182L213 183V181H212L211 179H215V178H217V175H216V174H215L216 176L214 177V173L218 171V168H217V167H218L219 165H216V164H218V162H217L218 160H220V161H219V163H220V162H222L221 159H222V160L225 159V160L222 162V165H223V164L225 165V164L228 163L229 165H227V166H230V164H231V165H233V164L235 165L238 161H240V159H243V160H244L245 157H247V156L249 157V156L254 155V154H250V155H248L249 153L246 155V150H247V149H245V148H248L247 146H248V145L250 146V145L254 144V142H258V140H256V138H258V136L264 134V129H263V126H264V119H262V118H264V110L262 109V108H264V104H263V103H264V101H263V99H264V97H263V96H264V93H263V92H264V89H263V88H264V83H263V81H264V80H263V79H264V72H263V73H258L259 76H258L257 74H256L257 76L254 75V74H253V75H252V74H251V75H250V74L243 75L244 72H242V74H241V72H238V74L240 75V77H239V75H238L237 73H236V74L234 73L235 70L233 69L232 66L229 68L230 64H229V62H227V61H230V57L235 59V57H237V56H234V55H238L237 58H240V56H241V52H244L245 54H247L248 51H246V50H249V55L252 57V59H250L249 62H248V61L245 62V63H244L245 65L243 64V66H246L247 64H248V66H249V63L254 65V64H256V63L259 62L257 67H261V66H262V67L264 68V66H263V65H264V58H262V57H264V49H263V47H264V40H262V39L264 38V21H263V20H262V21H257V18H255L256 16L253 15V14H249L248 12H246V13H248V15L245 14V13H243V11H242V10H244L243 6H241V8L239 7V6H240V3H241L242 1H238V2H237L236 0H235V1H234V0H231V2H232L233 4H232L231 2H230L231 4L228 3V1H230V0H225ZM243 1H245V0H243ZM249 1H252V0H249ZM262 1H263V0H262ZM15 2H16V3H15ZM31 2L33 3V5H32ZM35 2H39V0H36V1H34V0H30L29 4H28L27 7H26V5H25L26 2H25V0H16V1H15V0H9V1H8V0H0V3H1V5H0V12H2V13H0V15H1V16H0V29H3V28L5 27V24H6V22H7L6 20H7V18L9 17V15H11V13L16 12L17 9H18V8L20 9V7H21L20 10L18 9V10H19V11H18V17L20 16V19H21V20H20V23H22V29H21L22 32H21V37H19V38H20V39L22 38L23 40L21 39V41H20V39L17 37V41L19 40V41H18V44L21 45V48H22V49H24L23 51L26 53V55H27V53H29V52L32 51V49H33V48H32V45H31V41L33 40V38H31L32 40H30L29 38H30V37H34V35H36V33H37V36H38V35L41 36V34H42L41 31L43 32L42 29H41V30H40V29H37V28L35 27V25H33V20H32V17H31V16H32V14H34V12L37 11V10H36L37 8H35V7H38V5H39V4L36 5ZM112 2H113V3H112ZM150 2H152V0L149 1V3H150ZM239 2H240V3H239ZM246 2H248V0H246ZM246 2H245V3H246ZM7 3H8V5H7ZM20 3H21V4H20ZM39 3H40V2H39ZM118 3H117V4H118ZM234 3H235V4H234ZM238 3H239V4H238ZM242 3H244V2H242ZM257 3H258V5H257ZM257 3H255V4H256L257 6H260L259 3H262V4H263L264 1L261 2V0H260V1L257 2ZM2 4H3V5H2ZM23 4H24V5H23ZM117 4H116V7L119 6V5H117ZM151 4H153V3H151ZM157 4H159V1H158ZM186 4H187V5H186ZM237 4H238V5H237ZM255 4H253V7H256V6H254ZM10 5H11V6H10ZM22 5H23L24 8L22 7ZM31 5H32V6H31ZM178 5H179V6H178ZM229 5H230V7H229ZM232 5H233V6H232ZM241 5H244V4H241ZM2 6H3V7H2ZM7 6H8V8H7ZM16 6H17V7H16ZM18 6H19V7H18ZM28 6H29V7H28ZM160 6H162V7H160ZM165 6H166L168 9H166ZM169 6H171V7L169 8ZM231 6H232V7H231ZM4 7H5V8H4ZM25 7H26V8H25ZM32 7H34V8H32ZM121 7H123V6H121ZM172 7H173L174 9H172ZM233 7H234V8H233ZM3 8H4L3 11H5V12L2 11ZM27 8H28V9H27ZM31 8L34 9V10L32 11ZM38 8H39V7H38ZM93 8H95V7L90 8V10H89V12H88L89 14H87V13L85 12L89 17L86 16V14H85V17H84V16H83L84 13L82 14V17H84L83 19H86V18H87L88 20L86 19V20H87V21H86V20H83V19H82V21H83V22L85 21V22H84V23L82 22L83 24L80 23V25L82 24L83 26L81 25V27H80V25H78V26H79V27H78L79 29L77 28V26H76V28H73V34H71V32H72L71 29H72V28L68 31V33H69V34L67 33V36H68L67 38H68V39H66V41H65V40L62 41L61 44L59 43L60 45L58 44V46L55 48L56 51L54 50L55 52L53 51L52 54L50 53L52 57H54L56 60L58 59L60 62H61V60H62V62H64L63 60L66 59V60L69 62V64H67L69 67L72 66V65L76 62L75 60H77V62H78V61H80L81 63L83 62V63H82L83 66L81 65V67H84V66H85L84 68H86L87 64L90 62V59H92V58H90L91 55H89L90 52H87V53H86V54L89 55V58H87L88 56H87L86 54L83 55L84 53H81L82 50L80 49V48L83 49V45L81 46V44L78 43V42L75 41V40L78 38V36H79L80 34L83 33L82 31H85V29H86V31L89 30L90 33H93V32L95 33V31H96V32L99 31V30L101 31V29H104V28L108 27V25H109L107 22H101L100 20L97 19V18H99V16H100V10H99L98 8H97V10H96V8H95V9H93ZM158 8H159V9H158ZM181 8H182V9H181ZM229 8H230V9H229ZM236 8H238V9H236ZM7 9H8V10H7ZM14 9H15V10H14ZM26 9H27L28 11H27ZM91 9H92V10H91ZM165 9H166V10H165ZM169 9H170V10H169ZM171 9H172V10H171ZM175 9H176V10H175ZM226 9H227V10H226ZM228 9H229V12H228ZM21 10H22L23 12H22ZM24 10H25V11H24ZM158 10H159V11H158ZM167 10H168V11H167ZM235 10H236L237 13L235 12ZM240 10H241V11H240ZM245 10H247V9L245 8ZM30 11H31V13H30ZM67 11H69V10H67ZM90 11H91V12H90ZM92 11H93V12H92ZM96 11H97V13H96ZM157 11H158L159 13H158ZM233 11H234V12H233ZM247 11H248V10H247ZM21 12H22V13H21ZM32 12H33V13H32ZM69 12H70V11H69ZM142 12H143V13H142ZM149 12H150V14L152 13V15L154 14L153 17L155 16V19H154V20H155V24H157V25H160V24H161V26H158V28L156 29V31H155V33H154V35H155V34H156V35H155V36L153 35L152 38H151L150 36L148 37L147 34H144L143 31H142L143 29H141L143 35H142V38H140V37H141L140 34H142V33H140V34L137 33V32H140V31H138V30H139V27H138V26L141 27L142 24H143V22L145 23V21H146L145 19H149V18H147V17L150 16V15H149ZM165 12H167V14H166ZM169 12H170V13H169ZM64 13H65V12H64ZM66 13H68V12H66ZM91 13H93V14H91ZM95 13H96V14H95ZM163 13H165V14L163 15ZM168 13H169V14H168ZM230 13H231L232 15H231ZM239 13H240V14H239ZM90 14H91L92 16H91ZM156 14H157V15H156ZM172 14H173V15H172ZM233 14H234V16H233ZM237 14H238V15H237ZM241 14H242V15H241ZM3 15H4V16H3ZM29 15H31L30 18L27 17V16H29ZM93 15H94V16H93ZM123 15H124V16H123ZM128 15H129V17H128ZM249 15H250V16L253 15V16H255V17H253V16L250 17ZM24 16H25L26 19H28L27 21H26V19L24 18ZM66 16H67V14H66ZM96 16H97V17H96ZM125 16H127L128 18L125 17ZM130 16H131V17H130ZM143 16H144L145 18H144ZM162 16L165 17V18H163ZM232 16H233V17H232ZM240 16H241V17H240ZM22 17H23V18H22ZM92 17H93V19H91ZM121 17H122V18L124 17L123 20H124V19H126V20L123 21ZM142 17H143L144 19H143ZM249 17H250L252 20H249ZM133 18H135V19L133 20ZM157 18H158V19H157ZM159 18H160V19H159ZM161 18H162V19H161ZM233 18H235V19H233ZM241 18H242V19H241ZM246 18H247V19H246ZM29 19L32 20V21H30ZM128 19H129V20H128ZM255 19H256V21L259 22L260 24H262V22H263V24L260 25L259 23L255 22ZM89 20H90V21H89ZM97 20H98L99 23L97 22ZM127 20L129 21V24H126V23H128ZM136 20H137V21H136ZM142 20H143V21H142ZM156 20H157V21H156ZM244 20H245V21H244ZM248 20L251 22V24H250V22H247ZM88 21H89V22H88ZM95 21H96L97 24H95ZM125 21H127V22H125ZM140 21H141V22H140ZM161 21H162V22H161ZM243 21H244V23H243ZM252 21H253L255 24H254V23L252 24ZM26 22H28V23H26ZM30 22H31L32 24H31ZM134 22H135V23H134ZM179 22H180V21H179ZM216 22H217V23H216ZM233 22H234V23H233ZM239 22H240V23H239ZM246 22L248 23V25L246 24ZM23 23H24V27H23ZM29 23H30V24H29ZM91 23H92V24H91ZM101 23L103 24V26H102ZM106 23H107V25H106ZM137 23H138V24H137ZM170 23H171V24H170ZM18 24H19V18H18ZM26 24H27V25H26ZM84 24H85V25H84ZM124 24H125V25H124ZM132 24H133V26H132ZM134 24H135V25H134ZM139 24H141V25H139ZM177 24H178V25H177ZM237 24H239V25H237ZM249 24L252 25V26L249 27ZM25 25L28 26L27 28H29V29H27ZM29 25H30V26H29ZM96 25H97V26H96ZM105 25H106V27H104ZM114 25H115V24H114ZM121 25H122V26H121ZM130 25H131V26H130ZM246 25L248 26V28H247ZM256 25H260L261 27L259 26V27H260V28H259V27H257ZM31 26H32V27H31ZM93 26L95 27V30H94V27H93ZM101 26H102V27H101ZM117 26H116V27H117ZM123 26H124V27H123ZM162 26H163V27H162ZM236 26H237V27H236ZM238 26H239V27H238ZM240 26H242V27L240 28ZM255 26H256V27H255ZM92 27H93V29H92ZM97 27H98V28H97ZM114 27H115V26H114ZM120 27H121V28H120ZM176 27H175V28H176ZM232 27H233V28H232ZM234 27H235V28H234ZM253 27H255L256 29L253 28ZM25 28H26V29H25ZM32 28H33V30H32ZM34 28H36L37 30L34 29ZM88 28H89V29H88ZM123 28H124V29H123ZM133 28H134V29H133ZM135 28H136V30H135ZM137 28H138V29H137ZM215 28H216V31L213 30V29H215ZM219 28H220L221 30H220ZM245 28L247 29V31H251L250 28L253 29V30L255 29L254 31L252 30L253 32L251 31V33L254 35V34L256 33V30H257V31H258L257 33H258V34H256V36L254 35L255 37H254V36L252 37V36H251L252 34L249 33V32H246V29H245ZM257 28H258V29H257ZM23 29H25L24 32H23ZM117 29H118L119 31H117ZM120 29L123 30V31H121ZM128 29H130V30H128ZM211 29H212L213 31H212ZM231 29H232V30H231ZM244 29H245V33H246V34H244V35H246V36L243 35V33H244ZM248 29H249V30H248ZM15 30H17V29H15ZM26 30H27V31H26ZM28 30H29L30 32H29ZM59 30H60V31H59ZM125 30H126V31L128 30V31L126 32ZM157 30H158V32H157ZM233 30H234V32H233ZM240 30H241V31H240ZM35 31H36V32H35ZM58 31L62 33L63 29L61 30V28L59 27V28H58ZM92 31H93V32H92ZM130 31H132V32H130ZM133 31H134V32H133ZM166 31H167V32H166ZM214 31H215V32H214ZM228 31H229V33H228ZM59 32H58V33H59ZM116 32H117V34L114 36V34H115ZM163 32H164V33H163ZM220 32H221V33H220ZM237 32H240V33L242 32L241 35H240V33H239V37L241 36V39H239V40L236 41V42H239V43L237 44V43L234 41V42H233V45H231L228 49H227V47L224 48L225 46H223V45H225V44H223V43H225V42L227 41V39L229 40V38H230L232 35H234L235 33H236L235 35H236V37H237ZM260 32H261V33H260ZM22 33H24V34L22 35ZM27 33H28V34H27ZM34 33H35V34H34ZM103 33H104V34H103ZM122 33H123V34H122ZM127 33H128V34H127ZM233 33H234V34H233ZM33 34H34V35H33ZM77 34H78V36H77ZM119 34H120L121 36H122V35L125 36V34H126L127 36H132V38H133L134 40H131V39H132V38H131V39H130L131 41H128L127 43H125V42H123L124 40L121 41V38H120V40H119V37H121ZM129 34H130V35H129ZM133 34H135V35H133ZM221 34H222L223 36H222ZM226 34H227L228 36H230V34H232V35H231L230 37H228ZM259 34H260V35H259ZM24 35H25V36H24ZM28 35H29V36H28ZM73 35H75L76 37L73 36ZM103 35H106V36H103ZM118 35H119V36H118ZM136 35H137V36L140 35V36L136 37ZM219 35H220V36H219ZM248 35H249V36H248ZM258 35H259V36H258ZM262 35H263V36H262ZM23 36H24V38H23ZM71 36H72V38H74V39L72 40L73 42L71 41V39H72ZM110 36H112L111 38L114 39V40H112V39L110 38ZM127 36H126V37H127ZM133 36H134V37H133ZM143 36H145V37H147V38H145V37H143ZM218 36L221 37L222 39H220ZM225 36H226V37H225ZM242 36H243V38H242ZM250 36H251V38H249ZM261 36H262V37H261ZM98 37L96 38V40L98 39ZM102 37H103V38H102ZM104 37H105V38H104ZM116 37H117V39H116ZM245 37H247V39H246ZM258 37H259V38L261 37L262 39H261V38L259 39ZM27 38H28V39H27ZM139 38H140V39H139ZM143 38H144L145 40H144ZM148 38H149V39H148ZM217 38H218V39H217ZM225 38H226V39H225ZM244 38H245L246 40H244ZM100 39H101V40H100ZM109 39H110V40H109ZM115 39H116V42H115ZM136 39H138L139 42H136V41H137ZM165 39H167V38H165ZM216 39H217L218 42L216 41ZM250 39H251L252 41H251ZM25 40H26V43H27V44L25 43ZM51 40H52V39H50L48 42H50ZM117 40H119L121 43L118 42ZM140 40H141L143 43H142ZM221 40H222V41L224 40V41L222 42ZM23 41H24V43H23ZM27 41H28V42H27ZM133 41H134L135 43H137V44H135ZM145 41H146V42H145ZM220 41H221V42H220ZM243 41H246V43H244V44H243V43H240V42H243ZM19 42H20V43H19ZM63 42H64V44H63ZM66 42H67V43H66ZM112 42H113V43H112ZM117 42H118V43H117ZM131 42H132V43H131ZM154 42H155V43H154ZM254 42H255V44H254ZM261 42H262V43H261ZM73 43H74V44H73ZM75 43H76V44H75ZM104 43H105V44H104ZM115 43H116V44H115ZM141 43H142V44H141ZM62 44H63V46H62ZM118 44H121V45H118ZM131 44H132V48L134 47L133 49L130 47ZM134 44H135V45H134ZM138 44H139V45H138ZM140 44H141L142 47L140 46ZM215 44H216V45H215ZM222 44H223V45H222ZM240 44H241V45H240ZM242 44H243V45H242ZM23 45H24V46H27V47H24ZM28 45H29V46H28ZM106 45H108V46L110 45V46H109L110 48L107 49V48H106V47H107ZM116 45L119 46L120 48L117 47ZM123 45H124V46H123ZM133 45H134V46H133ZM137 45H138V47H137ZM236 45H237V46H236ZM239 45H240V46H239ZM252 45H253V46H252ZM260 45H261V46H260ZM59 46H60V47H59ZM69 46H70V47H69ZM80 46H81V47H80ZM125 46H126V47H125ZM152 46H153V47H152ZM221 46H222V47H221ZM238 46H239V47H238ZM242 46H243V47H242ZM244 46H245L246 48H245ZM51 47L54 49L55 45H54V47H53V44H52V43H51V45L48 44V48L52 49ZM58 47H59V49H58ZM61 47H62V49H61ZM115 47H116V48H115ZM122 47H125V49H121ZM148 47H149V48H148ZM150 47H151V48H150ZM214 47H215V48H214ZM237 47H238L239 49H238ZM249 47H250V48H249ZM25 48H26V49H25ZM44 48H45V46H44ZM67 48H68L69 50H68ZM130 48H131V50H130ZM136 48H137V49H136ZM222 48H223V51H222ZM236 48H237V49H236ZM244 48H245V49H244ZM260 48H261V49H260ZM22 49H21V50H22ZM29 49H30V50H29ZM57 49H58V50H57ZM70 49H73V50L70 51ZM118 49H119V51H121V53H120V52H117ZM145 49H146V50H145ZM147 49H148L149 51H148ZM215 49H216V50H215ZM242 49H243V50H242ZM250 49H251V51H250ZM25 50H26V51H25ZM28 50H29V51H28ZM37 50H39V47H36V53H37V52H38V53L35 55V56L37 57V59H36L35 57H34V59H35L36 61L38 60V61H37L38 63L34 61L35 64H36V63H37V64L40 63L39 66H41V65L43 64L44 67H45V66L47 67V66H48V64H46L47 62L44 63L45 60L42 61L43 59H45L44 56H43V54H41V52H40L42 49H40L39 51H37ZM59 50H60V51H59ZM74 50H79V51H74ZM100 50H101V51H100ZM128 50H129V52H128ZM132 50H133V51H132ZM244 50H245V51H244ZM252 50H253L254 52H253ZM3 51H4V52H3ZM66 51H68V52L70 51L71 54L69 53V54H70V55H69L68 52H66ZM72 51H73V52H72ZM215 51H216V52H215ZM232 51H233L235 54L232 53ZM239 51H240V52H239ZM256 51H257V52H256ZM259 51H260V52H259ZM261 51H263V53H262ZM0 52H1V53H4V54H1V55H0V60H1V59H4V60H5V59L8 57V58L6 59V61H8L9 59H10V61H11V57H9V54H10V56H11L12 53H10V52H6V50H5L4 48H3V50H0ZM56 52H57V54H56ZM58 52H59V55H58ZM75 52H78V53H80L81 55H80V54L78 55V53L74 54ZM220 52H219V53H220ZM229 52H230V53H229ZM6 53H9L8 56H5ZM54 53H55V55H54ZM63 53H64V54H63ZM65 53H66V54H65ZM112 53H113V54H112ZM119 53H120V55L118 56L117 54H119ZM219 53H218V54H219ZM237 53H239V54H237ZM244 53H242V54H244ZM250 53H252V55H251ZM40 54H41V56H37V55H40ZM67 54L69 55V57H67V56H68ZM213 54H214V55H213ZM229 54L232 55V56H230ZM259 54H260V55H259ZM63 55H64V57L66 56L67 58L63 59ZM74 55H76V56H74ZM116 55H117V56H116ZM239 55H240V56H239ZM253 55L256 56V58H255ZM262 55H263V56H262ZM70 56H71L72 58H70ZM73 56H74V57H73ZM77 56H78V57H77ZM79 56H81V57H82V56H83V57L86 56V58H87L86 61H87V62L85 61L86 58H85V59H84V58L80 59L81 57L79 58ZM115 56H116V57H115ZM258 56H259V57H258ZM4 57H6V58H4ZM39 57H40V58H39ZM112 57H113V58H112ZM124 57H125V56H124ZM228 57H229V58H228ZM42 58H43V59H42ZM61 58H62V59H61ZM73 58H74V59L76 58V59L74 60ZM132 58H131L130 63L133 62V61L135 60V59H132ZM257 58H258V59H257ZM39 59H41L42 62L39 61ZM60 59H61V60H60ZM68 59H69V60H70V59H71V60L73 59V60H72V61H69ZM114 59H115V60H114ZM140 59H141V60H140ZM208 59H209V61H208ZM226 59H227V60H226ZM255 59H256L257 61H256ZM261 59H262V60H261ZM13 60H14V59H13ZM13 60H12V61H13ZM139 60H140V61H139ZM259 60H260V61H259ZM67 61H66V62H67ZM88 61H89V62H88ZM159 61H160V60H159ZM217 61H218V63H217ZM219 61H220V62H219ZM242 61H244V60L242 59ZM68 62H67V63H68ZM70 62H71V64H70ZM118 62H119V60H118ZM118 62H117L116 64H119ZM161 62L163 63V60H161ZM161 62H160V63H161ZM205 62H206V63H205ZM211 62H212V63H215V62H216V64H212ZM253 62H254V63H253ZM260 62H261V63H260ZM41 63H42V64H41ZM130 63H129V64H130ZM156 63H158V61H157ZM160 63H159V64H160ZM246 63H247V64H246ZM37 64H36V65H37ZM116 64H115V65H116ZM203 64H204V65H203ZM205 64H206V65H205ZM260 64H261V65H260ZM0 65H2V66H0V69H2V68L4 69V68H5V65H7V64H6V62H5V63L3 62V63L0 64ZM43 65H42V66H43ZM209 65H210V66H209ZM211 65H212V66H211ZM225 65H226V67H225ZM227 65H229V66H227ZM253 65H252V66H253ZM206 66H207V67H206ZM215 66H214V67H215ZM254 66H256V65H254ZM254 66H253V67H254ZM183 67L185 68L184 71L186 72V69L188 68L187 65H186V66H183ZM186 67H187V68H186ZM203 67H204V68H203ZM223 67H224V68H223ZM246 67H247V66H246ZM217 68H218V67H217ZM225 68H226V69H225ZM254 68H255V67H254ZM263 68H260V69H263ZM201 69H202V70H201ZM203 69H207V70L203 71ZM222 69H223L224 71H223ZM227 69H230V70H227ZM232 69H233V71H231ZM252 69H253V68H252ZM124 70L127 72L126 69H124ZM124 70H121L122 72H119V71L117 70L116 73L119 72L118 75H120V76H124V73L126 74V72H125ZM249 70H250V69H249ZM193 71H195V70H193ZM196 71H197V70H196ZM196 71L192 74L193 76L191 75L193 78L189 75L188 79L191 77V78L189 79V83H191V82L193 83L194 81H197L198 79L200 80V78L203 77L202 74H201V75L199 74L198 76H196V75L198 74V73L196 74ZM201 71H202V72H201ZM3 72H4V71H3ZM3 72H1V73H3ZM189 72H190V71H189ZM224 72H225V73H224ZM226 72H227V73H226ZM230 72H232V73H230ZM235 72H237V71H235ZM83 73H85V71H83ZM134 73H135V71H134ZM228 73H229V74H228ZM194 74H195V76H194ZM218 74H215V75H218ZM225 74H228V75H227L228 77L225 76V78H224V75H225ZM233 74H234L236 77H235ZM77 75H78V76H76V77H78V78L76 79V77H74V78H72V81H73V79H74V80H78V79H80L81 76H83V74H81V76H80L79 74H77ZM115 75H116V74H115ZM230 75H231V77H230ZM201 76H202V77H201ZM222 76H223V77H222ZM232 76H234L235 79H233ZM237 76H238V77H237ZM244 76H246V78H245ZM247 76H248V77H247ZM250 76H252L253 79H252V78H251V79H248V78H250ZM195 77H199V78H197V80H196ZM221 77H222V78H221ZM226 77H227V78H226ZM241 77H242V78H241ZM243 77H244V78H243ZM220 78H221V79H220ZM237 78H241V79H237ZM186 79H187V78H186ZM188 79L185 80V81H188ZM194 79H195V80H194ZM232 79H233V81H232ZM242 79H244V80H242ZM245 79H246V81H245ZM254 79L257 80V82H256ZM49 80H50V81H49ZM49 80H46V81H48V83H46V81H45V83H46V85H48V86L51 87V85L53 86V83H54V82H52L53 80H51V79H49ZM191 80H192V81H191ZM193 80H194V81H193ZM239 80H240V81H245L246 84H245V82L242 83V82H240ZM247 80H249V81L247 82ZM251 80H252V81H255V83H256L257 85H256L255 83L253 84L252 82H250ZM260 80H261V81H260ZM72 81H69V82H72ZM231 81H232V82H231ZM258 81H259L260 83H259ZM74 82H77V81H74ZM197 82H198V81H197ZM238 82H239V83H238ZM50 83H51V84H50ZM182 83H184V82H182ZM189 83L186 82V84H189ZM248 83H249V85L247 86ZM251 83H252L253 85H252ZM258 83H259V84H258ZM243 85H244V86H243ZM258 85H259L260 87H259ZM241 86H243V87H241ZM251 86H254L255 88H254V87H251ZM256 86H257V87H256ZM191 87H192V86H190V88H188V89H192ZM245 87H250V89L253 88L252 90H254L255 93H253L252 90H250V89H248V88H245ZM258 88H260V89H258ZM262 89H263V92L260 91V90H262ZM208 90H209V91H208ZM211 90H212V94H214V93L216 92L214 95H215L216 97H217V96H219V97H217V98L215 97V98H214V95H211V92H210ZM214 90H215V91H214ZM246 90H248L250 93H248ZM257 90H259L261 93H260V92H256ZM202 91H203V92H202ZM213 91H214V93H213ZM239 91H240V92H239ZM208 92H209V93H208ZM221 92H222V93H221ZM223 92H224V93H223ZM233 92H235V93H233ZM238 92H239V93H238ZM243 92H244L245 94H244ZM203 93H205V94H207V95H205V94H203ZM219 93L221 94V96H220ZM228 93H230V94H228ZM232 93H233V94H232ZM251 93H253L254 95L257 94V93H259V94L255 95V96L253 97V95H252ZM224 94H225V95H224ZM227 94H228V95H227ZM237 94H238L239 96H238ZM261 94H262V95H261ZM203 95H204V97H203ZM226 95H227V96H226ZM234 95H236V96H234ZM243 95H245V96H243ZM249 95H250L251 97H250ZM201 96L203 97V100H201V99H202ZM209 96H210V97H209ZM232 96H233V97H232ZM258 96H259V97H258ZM207 97H208V98H207ZM211 97H212V98H211ZM222 97H223V98H222ZM225 97H226V99H224ZM231 97H232L235 101H234V100H231V99H232ZM234 97H236V98H234ZM239 97H240V98H239ZM252 97H253V98H252ZM261 97H263V98H261ZM200 98H201V99H200ZM205 98H206V99H205ZM213 98H214L215 100H213ZM218 98H219L220 100H219ZM227 98H229V99H227ZM247 98H248V99H247ZM251 98H252V99H251ZM254 98H257V99L260 100V101L262 100L263 103H262V101H261V102H259L258 100L255 101ZM204 99H205V100H204ZM208 99H209V100H208ZM242 99H243V100H242ZM250 99H251L252 101H251ZM207 100L209 101V103H208ZM212 100H213V101H212ZM222 100H224L225 103H226L227 105H226L225 103H223ZM244 100H245V101H244ZM248 100H249L250 102H249ZM253 100H254L255 102H253ZM200 101L202 102L203 105L206 104L207 106H203V105L201 104ZM203 101H204V102H203ZM205 101H206V102H205ZM220 101H222V102H220ZM226 101H227V102H226ZM238 101H239V102H238ZM241 101H242V103H241ZM213 102H214L216 105H215ZM216 102H217V103L219 102V103L221 104V106H219L220 104H217ZM235 102H236V103H235ZM248 102H249V103H248ZM251 102H253L254 104H253V103L251 104ZM256 102H257V104L255 105ZM258 102H259V103H258ZM245 103L248 104V105H246ZM260 103H261V104H260ZM193 104H194V106H193ZM198 104H199L200 106H199ZM222 104H223V106H222ZM237 104H239V105H237ZM241 104H242V105H241ZM249 104L252 105V107L248 108ZM258 104H260L261 106L258 105ZM196 105H197V106H196ZM228 105H229L230 107H229ZM245 105H246L247 107H246ZM198 106H199V107H198ZM201 106H202V108H203L204 110H205V109H206V110L204 111V110L201 108ZM216 106H217V107H216ZM218 106H219V107H218ZM224 106H225V107H224ZM231 106L233 107V110H234V113H235V114H232L233 111H232V107H231ZM234 106L236 107L237 110L234 109ZM237 106H238V107H237ZM239 106H240V107H239ZM254 106H255V108L257 107V108L259 109V110H257V111H259L258 113H255L256 111L254 110V109H255ZM258 106H260V107H258ZM194 107H195V109H197V110H196V114L199 113V112L203 113V115H204L205 113H208V114H205L203 118H200V117L203 116V115H200L201 113H199V115L197 114V116H198V117H197L196 114L193 113V112L195 111ZM196 107H198V108H196ZM212 107H213V108H212ZM261 107H262V108H261ZM200 108L203 110V112H202V110H201ZM214 108H216V109H214ZM218 108H221L222 110H223V108H224V109H225V112H227V111H228V112L225 114L224 110L222 111L221 109H218ZM240 108H241V109H240ZM246 108H247V109H246ZM257 108H256V109H257ZM198 109H199V110H198ZM208 109H209V110H208ZM211 109H212V110H215V112L217 111V109H218V111L221 110V111H219V113H220V112H223V114H222V113H221V114H222L224 117H223L221 114L217 113L218 111L215 113V112L212 111ZM227 109H228V110H227ZM230 109H231V110H230ZM261 109H262V110H261ZM207 110L210 111V112H208ZM226 110H227V111H226ZM235 110H236L237 112H235ZM242 110H243V111H242ZM251 110H252V112H251ZM253 110H254V113H253ZM172 111H173V112H172ZM192 111H193V112H192ZM231 111H232V112H231ZM244 111H245V112H244ZM167 112H168L169 114H168ZM170 112H171V113H170ZM204 112H205V113H204ZM212 112H214V113H212ZM230 112H231V113H230ZM243 112H244V113H247V115L244 114ZM249 112H251V114H250ZM211 113L213 114L212 116L210 115ZM228 113H230L231 115H230V114L228 115ZM236 113H237V116H236ZM240 113H242V114H240ZM261 113H263V115H261ZM171 114H172V115H171ZM194 114H195V115H194ZM217 114H219V115H217ZM224 114L226 115V117H225ZM248 114H250V115H248ZM259 114H260V117H258ZM167 115H168V116H167ZM169 115H170V117H169ZM173 115H174V116H173ZM207 115L211 116V120H212V122H214L215 120L218 121V122L215 121L216 123H215V122L212 123L211 120H210V118H209V116H208V118H209L210 121H209L208 119H206V118H207ZM215 115H216V117H215ZM220 115L222 116V118H221ZM234 115H235V118H236V119L233 117ZM238 115H240V116L238 117ZM243 115H244V116H243ZM251 115H252V116H251ZM253 115H255V116H257V117H255V116H253ZM171 116H172V119H171ZM219 116H220V117H219ZM227 116H228V117H227ZM230 116L234 118L233 120H231L232 122H230V119H232ZM246 116H248L249 118H245ZM167 117H169V119H168ZM196 117H197V118H196ZM218 117L220 118V120H218V119H219ZM229 117H230V118H229ZM237 117H238V118H237ZM240 117H242L246 122H245L242 118L240 119ZM250 117H251V120H250ZM187 118H188V119H191V121L188 120ZM198 118H200V119H199L200 122L202 121V119L204 120L205 123H207V122L209 121L210 124H211V123L213 124V125L211 124V126H214V127H211L210 124L207 123L206 126H207V125H208V126H207V128H206V126H204L205 123H203V122L200 123V122L197 121ZM214 118H217V119L214 120ZM228 118H229V120H228ZM255 118H257L258 120H256ZM259 118H260V119H259ZM166 119H167V120H166ZM179 119H181V120L178 121ZM185 119H186L187 121L191 122L190 125L192 124L193 127H192V125H191V126L188 125V123H187V121H186ZM196 119H197V120H196ZM224 119H225L226 121H225ZM237 119H238V120H237ZM248 119H249V120H248ZM253 119H254V121L252 122ZM172 120H175V121H172ZM192 120H193V121H192ZM205 120H207V121H205ZM221 120H223V122H227V121H229V122H227V125H228V123H229L230 127H229V126L227 127V125H225V123H223ZM234 120H235V122H234ZM240 120H241V121H240ZM255 120H256V121H255ZM168 121H169V122H168ZM183 121H184V122L186 121L187 124H186V125H183V124H185ZM219 121H220V124H217V123H219ZM242 121H243V122H242ZM249 121H251L253 124H251V122H249ZM261 121H262V122H261ZM166 122H168L167 125H166ZM173 122H177V123L181 122L182 125H183L184 127H183L182 125H179V124H181V123L178 124L179 126L176 125L177 127H176V126H173V125L176 124V123H173ZM197 122H198L199 124H198ZM248 122H249V123H248ZM256 122H257V124H256ZM144 123H145V122H143L142 125H144ZM147 123H148V122H147ZM170 123H172L173 125L170 124ZM231 123H232V125H231ZM233 123H235V124H233ZM237 123H238V124H237ZM246 123H248L249 125L246 124ZM261 123H262V125H263V126H262V130H263V131L261 130V128H259V127L261 126ZM195 124H197V125H195ZM201 124H204V125H201ZM255 124H256V125H255ZM147 125H148V124H147ZM147 125H146V126H147ZM160 125H161V124L158 123V126H160ZM169 125H171V126H170V127H172L171 129H169V128H170ZM215 125H216L218 128H219V126H221V127H220L219 129L216 128V129L214 130ZM222 125L225 126V127H223ZM235 125H236V126H235ZM237 125H238V126H237ZM239 125H240V126H239ZM242 125H243V126H242ZM244 125H245V128L243 129ZM246 125H247V126H246ZM250 125H251V126L253 125V126L251 127ZM259 125H260V126H259ZM180 126H181L182 128H181ZM187 126H188L189 128H188ZM200 126H201V127H200ZM209 126H210V127H209ZM231 126H234V128L231 127ZM255 126H256V127H255ZM258 126H259V127H258ZM179 127H180V128H179ZM186 127H187L188 129H185ZM191 127H192V130H189V129H191ZM199 127H200V128H199ZM204 127H205V128H204ZM226 127H227L228 129H229V128H233V129H235V130L232 129L233 132H232V130L229 129V130H230V133H231L232 135H231L230 133H227V132H229V130H228ZM235 127H236V128H235ZM239 127H240L241 129H240ZM248 127H251V128L254 127L255 129H254V128L251 129V128H248ZM173 128L177 130L176 134L174 133L176 130H174ZM177 128H178V129H177ZM198 128H199L200 130H199ZM201 128H204V129H201ZM208 128H209L210 130H209ZM212 128H213V129H212ZM223 128H224V129H223ZM258 128H259L260 130H259ZM180 129H181V130L183 129L182 131H183L184 133H182V131H181ZM184 129H185L186 131H185ZM205 129H207V130H205ZM239 129H240L241 131H242V130H245V132L247 131V129H248L249 131L246 132V134H245L244 131H242V133L244 134V135H242L241 132L239 131ZM256 129H257V130H256ZM172 130H173L174 132H173ZM187 130H189L190 133H192V134L195 133V134H193V135L191 136V135H189L190 133H189V131H187ZM193 130H194V131H193ZM195 130H197L198 132L195 131ZM202 130H204V132L208 131V134H207V133H204ZM211 130H212V131H211ZM216 130H217V131H216ZM221 130H222V131H221ZM226 130H227V132H226ZM250 130H251V132L254 131L255 133H254V132L251 133ZM178 131H179V132H178ZM199 131H201V132H199ZM219 131H220V132H219ZM224 131H225V132H224ZM236 131H237V132H236ZM170 132H171V133H170ZM172 132H173V133H172ZM180 132L182 133V137H184V138H185V136L188 135V136L185 138L186 141H185V139H183V138L181 137V135H180L181 133H180ZM209 132H210V134H209ZM213 132H215V133H213ZM216 132H217V133H216ZM223 132H224V134H223ZM262 132H263V133H262ZM167 133H169V136H168ZM177 133H178V134H177ZM185 133H186L187 135H186ZM188 133H189V134H188ZM202 133H203V134H202ZM219 133H222L223 135H222V134H219ZM226 133H227V134H226ZM237 133L240 134V135H238ZM183 134H184V135H183ZM198 134H200V136H201V135H202V136L199 137ZM205 134L208 135V136L210 135L209 138H207L208 136H206ZM211 134H212V135L215 134V135H213L214 137L212 136L213 138L211 137ZM218 134H219V135H218ZM251 134H252V135H251ZM121 135H122V134H120V136H121ZM177 135H178V136H177ZM179 135H180V138H179ZM194 135H195L196 137L198 136V137H197V138H198L197 141H196V138H195ZM204 135H205L206 137H205ZM216 135H218V137H220V138H221V135H222L221 140H220V138H218ZM227 135H228V136H227ZM235 135H236L237 137L239 136V138H236ZM249 135H251V137H250ZM253 135H254V136H253ZM256 135H257V137H256ZM122 136H123V135H122ZM190 136H191L192 138H191ZM230 136H232L233 138L230 137ZM242 136H244V137L242 138ZM246 136H248V138H247ZM146 137H147V136H146ZM146 137H145V139H147V141L145 140V142L150 141V140H149V137H148V138H146ZM167 137H168L169 139H168ZM202 137L207 138V140L202 139L203 141H201V138H202ZM215 137H217V138L215 139ZM226 137H227V138L229 137L228 140H229L230 138H232L231 141H228L227 139H225ZM234 137H235L236 139H235ZM249 137L252 138V139H250ZM253 137H254V139H253ZM188 138H189V139H188ZM199 138H200V139H199ZM210 138H211V139H210ZM166 139H168V140H166ZM178 139H181V140H183V142H185V143H183V145H182L183 147H182V146L180 147V145L182 144V142H181V140H180V142H181V144H180V142H179ZM187 139H188L189 142L191 143L192 147H191V145H189V142H188ZM190 139H191V140H190ZM192 139H193V140H192ZM194 139H195V140H194ZM213 139H215V141H214ZM217 139H219V140L221 141V143H222V145H223V146H221V147H224V148L221 149L220 145L218 144V143H220V141L217 140ZM222 139L225 140V141H223ZM237 139H239V144H237V142H238ZM245 139H246V140L248 139L247 142H246ZM198 140H199V142H198ZM208 140H209V141H208ZM210 140H212V141H210ZM216 140H217L218 142H217ZM243 140H244V141H243ZM249 140H250V141H249ZM255 140H256V141H255ZM194 141H195V142H194ZM205 141H206V142H205ZM207 141H208V142H207ZM213 141L215 142V144H216V143L218 144V147L216 146L217 144L215 145ZM226 141H227V142H226ZM233 141H234V143H233ZM236 141H237V142H236ZM241 141H242V142H241ZM248 141H249V142H248ZM156 142H157V141L154 142V146H155ZM192 142H193V144H192ZM202 142H203V144H202ZM224 142H226V143H224ZM231 142H232V143H231ZM252 142H253V143H252ZM162 143H161V145H162ZM178 143H179L180 145H179ZM200 143H201L202 145H201ZM204 143L206 144V146L210 147V150H211V151H212V150H214V151H212V152L209 151V152H211V153H209L208 151H206L207 149L209 150V148H208V147L206 148V146H205ZM221 143H220V144H221ZM235 143H236L238 146H237ZM240 143H241V145H240ZM245 143H248V144H245ZM177 144L179 145V147H180L181 150H182V148H184L183 151H181V150L179 149V147H178ZM194 144H195V145H194ZM197 144H198L199 146H202V147H199ZM226 144H227V145H226ZM228 144H229V145H228ZM230 144H231V145L235 144L237 147H236L235 145H233V148H232V146H231ZM242 144H243V145H246V146L243 147ZM196 145H197V146H196ZM211 145H214L213 147H215V148L213 149V147H212ZM224 145H225V146H224ZM157 146H159V145L156 144V146H155V151H157V149H156ZM162 146H163V145H162ZM185 146H188V147H185ZM189 146H190V147H189ZM195 146H196V147H195ZM204 146H205L206 150H205ZM229 146H230V149H228ZM239 146H241V147H239ZM194 147H195V148H194ZM197 147H198V148H197ZM211 147H212V148H211ZM226 147H228V148H226ZM234 147H235V148H234ZM242 147H243L244 149H243ZM186 148H187V150H185ZM188 148H189L190 150L194 148L192 151H195V152L197 153V154H196V153L194 152L195 155H196L197 157H195V158L192 157V156H195V155L193 154L192 151L190 152V150H189ZM199 148H200V149H199ZM218 148H219V149H218ZM238 148H239V149H238ZM241 148H242L244 151H243ZM65 149H66V150H65ZM65 149H63L64 151L62 150L61 152L57 153V154H59V155L56 154L58 157L55 156V154H54V156H53V155H50V156H53V157H51V158H50V157H47L46 160L44 159V161L41 162V164H40L39 166H37L39 163H37V162H32V164H33V163L35 164V165L33 164V166H32V167H34V168L31 167V162H29V160L27 159L28 157H29V159H30V156H28L29 154H27V155L24 157V161H23V162H25V165H26V166L30 163V165H29L30 168H29V169L26 168V170H25L26 172L29 170V171H28V172H29L28 176L25 174V175H26V178H23L24 180L21 179V177H23V176H20L19 179H17L15 182L12 183V185L6 187L7 190L4 189V192H2L3 194H4L5 192H7L6 194H4V195L2 196L3 198L1 197V194H2V193L0 194V197H1V198H0V203L2 204V203L4 202V199H5V202H4V203H6V202H8V201H11V202L15 203L16 200L19 198V196H21V197L23 196L22 198H24L25 201L27 200L26 202H27V205L29 206V208H27V206H26V209H29V210H30L31 208H33V207L36 206V208H37L38 210H40V211H38V210H36V209L33 208V211H32V209H31L30 212H31L32 215H33L34 213H38V214H39V213L41 212L39 215L36 214V219L40 218V217H41V214H44V212L41 211V210L43 209L42 207H40V206H41V201L38 200V199H37V200H34V198L32 199V197H33V192L36 191L35 186H33V184H35V185H37V186H39L38 183H40V184L42 183L41 186H42V185H46V180L44 181L45 184L43 183V180L46 179V178H49L48 176H50V174L52 175V173H53V171H52L53 169H51V168H52V165H54V167H53L54 169H55V167L58 165L59 168L57 167L58 169L56 168L55 170H56L57 172H62V173H63V174L61 173L62 176H63V175H66L65 170H64V169H65V166H64V165H63L64 167L62 166V161H63L62 159H63L64 157H66L67 155L72 154V153L74 152V151H73L74 147L72 148L71 146H68V147H66ZM71 149H72V150H71ZM196 149H197V150H196ZM198 149H199V150H198ZM201 149H203V150H201ZM216 149H217V150H216ZM226 149H227L228 151H230L231 153L228 152ZM231 149H232V150H231ZM233 149H235V150H233ZM240 149H241V152H240ZM67 150H68L69 152H67ZM162 150H163V148L161 149V151H162ZM175 150H174V151H175ZM184 150H185L186 153H187V159H184V158L182 157V156H183L182 154L185 153ZM218 150H219V151L221 150V151L218 153ZM236 150H237V151H236ZM197 151H198V152H197ZM203 151H206V152L203 153ZM223 151H225V152H223ZM235 151H236V154H235ZM242 151H243V153H242ZM77 152H78V154L80 155V152H79V151H77ZM86 152H87V151H86ZM86 152L83 151L82 153H85V155H86ZM90 152H91V151L89 150V153H90ZM179 152H180V154H177V153H179ZM181 152H182V153H181ZM189 152H190L191 155L189 154V156H188V153H189ZM199 152H202V153L204 154V157H203V154H202V153H199ZM207 152H208L209 154H208ZM214 152H215V154H214ZM216 152H217V153H216ZM226 152L229 153V154H227ZM238 152H240V153L237 154ZM89 153L87 152V155H88ZM126 153H127V154H124L126 157L123 155L124 157H122V159H121V161H122V162H125L126 165L123 166L122 168L120 167V168H119L120 170H119V169L117 170V173H118V174H120V171H121L122 169H123L124 171H126V170L128 171V172L126 171L125 174H126V173H127V174H130V173L133 172L132 168H131L132 172H131V170L129 171V168H130L132 165L128 168V166H129L128 164L131 163V162H129L130 160H128V159H129V156L131 157V153H130V152H126ZM222 153H223V154H222ZM224 153L226 154V156H225ZM232 153L235 154V156H234V160L232 159L233 157H231ZM250 153H251V152H250ZM110 154H111V153H110ZM110 154H109V155H110ZM132 154H133V153H132ZM160 154H161V155H160ZM174 154H175V155H174ZM198 154H199L200 156H202V157H201L202 160H200L201 158H200V156H198ZM206 154H208V155H206ZM210 154H211V155L213 154V156H211ZM216 154H218V156H215ZM221 154L224 155L223 158H222V155H221ZM240 154H242V155H240ZM109 155H108L107 157H109ZM111 155L114 156L113 154H111ZM159 155H160L159 157L157 156V157L155 158L156 160L154 159L155 162L152 161L151 164L149 163V164L145 167V169L147 168L146 170H145L144 167H143V170H141V171H142V172H145V171H146L145 173H142V172L140 171L141 173L139 172V173H136L134 176H132V177L130 178V180H129V184L124 185V186L116 184L117 186H120V188L123 187L122 190H121L119 187H117V186H116V187H113V188H115V189L118 188V190H120L121 194H124V195H125V194L127 193V196H126V197H125V196L123 197V198H125L124 200H127V199H128V200H127V201H128V202H127L128 204L125 203V207H126V208H124L126 211L129 210V211L126 212V213L131 214V215L134 214L133 212H134L135 207H134V206H130V204H129V203H130V200H129V198H128V195H129V197H131V192H130V191H132V188L135 187L137 181H139V182H138L139 184H140V182H141L142 185H144V186L147 185L146 188L143 187V190L146 189V191H149L148 189H150L149 193H147V192L145 191V193H147V194H146V196H144V197L146 198L149 194H150V195H149L150 198L153 197V196L151 197L152 194L150 193V192H151V187H150V188L148 187L149 184L151 185V183H152V179H150V178L148 177V175H149V174L151 175V173L153 174V176H154V174H155V175L157 174V171H154V172H153V164L155 165V167H157V164H159V162H160V158H161L164 154L162 155V152H161V153H159ZM173 155H174L175 157H174ZM181 155H182V156H181ZM219 155H220V156H219ZM112 156H110L109 158L111 159ZM171 156H173V158H175V159L173 160V158H172ZM176 156H177V157L180 156L181 159H180V157L176 158ZM205 156H206V157H205ZM207 156H208V157L210 156V157L208 158ZM214 156H215V158H216V157H217V158L219 157V159H217V158L215 159ZM229 156H230V157H229ZM239 156H241V157H239ZM62 157H63V158H62ZM127 157H128V158H127ZM188 157H189V158H188ZM212 157H213V158H212ZM220 157H221V158H220ZM226 157H227V160H226ZM228 157H229V159H228ZM235 157H236V158H235ZM238 157H239V160H238ZM243 157H244V158H243ZM248 157H247V158H248ZM158 158H159V161H158ZM171 158H172V160H171ZM182 158H183V159H182ZM197 158H200V159H198V160H199L198 162H197V160H196ZM203 158L206 159L205 162H207V163L210 162V165H211V166H210L209 164H207V163H204ZM26 159H27L28 161H26ZM50 159H51L52 161H51ZM60 159H61V160H60ZM123 159H125V160L127 159L128 162L124 161ZM189 159H190L191 161H190ZM207 159H209V160H207ZM213 159L216 160V161H214ZM55 160H56V161H55ZM57 160H59V161H57ZM111 160H112V159H111ZM113 160H114V163H112V165H113L114 167H113V166H112V167H113V168H116V167L118 166V162L115 161L114 157H113ZM182 160L184 161L183 163H182ZM192 160H193V162L197 165V167L194 166L195 164H193L194 167L192 166V163H193ZM194 160H195V161H194ZM210 160H211V161H210ZM212 160H213V161H212ZM228 160H229V161H228ZM46 161H48V162H50V163H46ZM53 161H54V162H53ZM170 161H171V162H170ZM189 161H190V163H188ZM115 162H116V163H115ZM156 162H157V163H156ZM177 162H180V163H177ZM200 162H202V163H204V164H202V163H200ZM225 162H226V163H225ZM230 162H231V163H230ZM233 162H234V163H233ZM235 162H236V163H235ZM259 162H260V161H259ZM263 162H264V158H263V160H261V163H263ZM44 163H45V164H44ZM152 163H153V164H152ZM155 163H156V164H155ZM187 163H188V164H187ZM197 163H199V167H198V164H197ZM211 163H212V164H211ZM213 163H214L215 166L213 165ZM114 164H115V165H114ZM116 164H117V165H116ZM167 164H168V165H167ZM170 164H171V165H170ZM173 164H175V165L178 164V165H177V166H174ZM180 164H181L182 166H181ZM183 164H185V165H183ZM201 164H202L201 168H202L203 166H205L204 168H202V169H206V170H203L204 172L201 171V170H202V169L200 168V165H201ZM205 164H206V165H205ZM220 164H221V163H220ZM127 165H128V166H127ZM139 165H140V163H139ZM139 165H138V166H139ZM150 165H151V166H150ZM169 165H170V167H169ZM234 165H233V166H234ZM29 166H27V167H29ZM36 166L38 167L39 170H37ZM40 166L43 167V168H41ZM60 166H61L62 168H60ZM115 166H116V167H115ZM140 166H141V165H140ZM142 166H143V165H142ZM142 166H141V167H142ZM207 166H208V167H207ZM209 166H210V167H209ZM124 167H126V169H124ZM178 167H179V169H178ZM189 167H191V168L189 169ZM206 167H207V168H206ZM35 168H36V169H35ZM44 168H45V169H44ZM49 168H50L51 170H50ZM182 168H183V169H182ZM198 168H199V169H198ZM214 168H217V169L215 170ZM246 168L249 169L248 167H244L243 169H246ZM41 169H42V170H41ZM48 169H49V170H48ZM61 169H62V170H61ZM154 169H155V168H154ZM194 169H195L197 172H196ZM208 169H209V170H208ZM211 169L214 170V171H212V173H210V172H211V171H210ZM255 169H256V168H255ZM33 170H36V171H34V173H33ZM44 170H45V171H44ZM144 170H145V171H144ZM150 170H151V172H149ZM198 170H200L202 173H201L200 171L198 172ZM50 171H51V172H50ZM63 171H64V172H63ZM124 171H121V173L124 172ZM167 171H168V172H167ZM188 171H189V172H188ZM190 171H191V172H190ZM205 171H208V173H207L208 176L205 175V174H206ZM28 172H27V173H28ZM46 172H49V173H46ZM213 172H214V173H213ZM32 173H33V174H32ZM44 173H45L46 175H45ZM148 173H149V174H148ZM166 173H169V174L166 175ZM189 173H190V174H189ZM197 173L199 174V176H200L201 179H202V177H203L202 180H200V178H198L199 176H198ZM209 173H210V174H209ZM31 174H32V175H31ZM43 174H44L45 178H44ZM110 174H112L111 171H110ZM127 174H126V175H127ZM138 174H139V176H138ZM242 174H243V171H242ZM41 175H42L43 177H42ZM142 175H143V176H142ZM195 175H194V176H195ZM203 175H204L205 177H204ZM209 175H210V178H211V177H213V178L210 179V178H209ZM59 176H60V175H59ZM59 176H58V177H59ZM141 176H142V177H141ZM231 176H232V175H231ZM231 176L229 175V176L227 177V179H228V180L230 179V180L227 181V179H226L224 183H227V184L229 183V184H228V185H227V184H224V185L227 186V187H225V188H224L223 190H221V191L227 193L226 190H228V191L230 190L231 193H232V190H233V193H232V194H235L236 191L240 189V185H242V186L245 185V187L243 186V188L241 187L242 189L239 190L240 192H242V195L244 194V195L241 196V197H242L243 199H244V198L246 199V197H248V198H250L251 200H252V199L255 200L254 205L249 206V208H248V206H247V207L245 206V207L248 208V210H249L250 212H251V211H254V210H255V211L258 210L257 213H259L260 210L262 209V206H260L261 203L263 202L262 204H264V200H263V198H264V195H263L264 191H262V190H263V187H264V184H263V183H264V180H262V179H264V175H260V176L257 175L260 179L257 177V178H255L254 180H249V181L244 180V181H243L244 184L242 183V181L240 182V180H239V181H238V180H234V181H233L234 178L232 179ZM39 177H40V178H39ZM58 177H57V178H58ZM60 177H61V176H60ZM138 177H139L140 179H137ZM187 177H189V176H187ZM206 177H207V178H206ZM38 178L40 179V182H39ZM41 178H42V179H41ZM114 178H117V176L114 175ZM114 178H113V180H115ZM134 178H136V181H135V182L132 180V179H134ZM146 178H147V179H146ZM165 178H164V181H165ZM247 178H248V177H247ZM261 178H262V179H261ZM58 179H59V178H58ZM144 179H145V180H144ZM148 179H150L151 182L148 181ZM167 179H166V180H167ZM209 179H210V180H209ZM231 179H232V180H231ZM245 179H246V177H245ZM256 179H257V180H256ZM19 180H20V181H19ZM32 180H33V181H32ZM35 180H36V181H35ZM37 180H38V181H37ZM48 180H49V179H48ZM113 180H112V181H113ZM131 180H132V181H131ZM134 180H135V179H134ZM255 180H256V181H255ZM258 180H259V181L262 180L263 183H262V181H261V182H258ZM130 181H131V182H130ZM146 181H147V182H146ZM236 181H237V182H236ZM246 181H247L248 183H251V184H248ZM252 181H253L254 183H253ZM27 182H28V184H27ZM29 182H30V184H32L31 186H30ZM33 182H34V183H33ZM133 182L135 183V185L132 187V186H130V184L133 185ZM142 182H143V183H142ZM235 182H236V183H235ZM239 182H240V183H239ZM255 182H256V183H255ZM15 183H16V184H15ZM23 183H24V184H23ZM167 183H168L167 181L164 182L166 188L169 187V183H168V184H167ZM231 183H232V184H236V187H233V188H232L233 185H232ZM245 183H246V184H245ZM259 183H260L261 186L259 185ZM261 183H262V184H261ZM13 184H14V187H13L14 189H10V187H12ZM26 184L29 185L30 188H29ZM112 184H115L114 181H113ZM230 184H231V185H230ZM237 184H238V185H237ZM229 185H230V186H229ZM246 185H247V186H246ZM249 185H250L251 187H250ZM253 185H254V186H253ZM24 186H25V187H24ZM32 186H33V187H32ZM129 186H130V189L128 190ZM190 186H191V185H188V186H186V188H190ZM228 186H229L231 189L228 188ZM17 187H18V188H17ZM23 187H24V188H23ZM131 187H132V188H131ZM174 187H175V190L180 189V186H179V185H176V186H174ZM174 187H173L172 189H174ZM237 187H238V188H237ZM25 188L27 189V190H26V191H27L26 193H25V191H23ZM32 188H34L33 191H32ZM124 188H125L126 190H125ZM186 188L183 189V190H186ZM227 188H228V189H227ZM234 188H235V189L237 188V189L235 190ZM8 189H10V190H8ZM28 189H29V190H28ZM30 189H31V191H30ZM123 189H124V191H125L126 193L123 191ZM172 189H169V190L166 191L165 194L167 195V197H168V195H170L169 192H170V190H172ZM249 189H251V190H249ZM252 189H253V190H252ZM260 189H261V190H260ZM13 190H15V191H13ZM127 190H128L129 192H128ZM180 190H182V189H180ZM243 190H244V191H243ZM245 190H246V191H245ZM248 190H249V191H248ZM8 191H9V192H8ZM20 191H23L24 194H23L22 192H21V194H19ZM28 191H29L30 193H29ZM122 191H123V192H122ZM217 191H218V190H217ZM230 191H229V192H230ZM239 191H238V192H239ZM251 191H252V192H251ZM256 191H257V192H256ZM12 192H13V193H12ZM31 192H32V194H31ZM167 192H168V193H167ZM229 192H228V193H229ZM234 192H235V193H234ZM246 192H247V193H246ZM259 192H260V193L262 192V193L260 194ZM128 193H129V194H128ZM228 193H227V194H228ZM231 193H229V195H231ZM249 193H250V194H249ZM10 194H11V195H10ZM16 194H17V195H16ZM22 194H23V195H22ZM28 194H29V195H28ZM245 194L248 195V196H246ZM253 194H254V195H253ZM5 195H6L7 197H6ZM15 195H16V196H15ZM24 195H25V196H24ZM31 195H32V196H31ZM155 195H156V194H155ZM157 195H158V193H157ZM166 195H165V196H166ZM261 195H262L263 197H261ZM12 196H13V197H12ZM14 196H15V197H14ZM17 196H18V197H17ZM26 196H27L28 198H27ZM245 196H246V197H245ZM16 197H17V199H16ZM30 197H31V198H30ZM144 197H142V198H143L144 200H147V201H145V202H149V201L151 202V201H152L149 197H148V199H145ZM167 197H165V199H164V200H165V203H166L167 206L164 205V204H163V205H162V204H159V205L161 206V209H164V211H163V210L160 211V210H161V209H160V206H159V208H158L157 205H156V206L153 205L154 208H151L152 210H151V209H150V210L148 209L149 212H148L147 209H146V212L148 213L147 216H146V217H147L146 219H147L148 221H150V223H148V226H146L147 224H145V226H144V225H141V228H143L144 231L147 230L146 228L148 227V228H151V229H150L151 232H152V231H153V232H154V231H158V230H159L158 232H169V229H168L167 231H166V229H165V228H167V226L169 227V223L175 222V224H177L178 226L180 225V222H179V223H177V222H178V221H181V219H177V218H179L178 216L181 215V214H180V213H182L181 210H183V209L186 207V205H187V204H186V205H184V206H181L180 199H181V198H182V199H185L186 197L183 196V197H181V198H179V199H176V200H174L173 198L170 199V198H169L170 196H169L168 198H167ZM256 197H258L259 200H258V198H256ZM7 198H8V199H7ZM12 198H13V199H12ZM248 198H247V199H248ZM255 198H256V199H255ZM15 199H16V200H15ZM35 199H36V198H35ZM247 199H246V200H247ZM32 200H33V201H32ZM122 200H123V199H122ZM167 200H168V201H167ZM170 200H171V201H170ZM178 200H179V201H178ZM2 201H3V202H2ZM30 201H31V202H30ZM39 201H40V202H39ZM111 201H112L113 204L116 202V201H114V200H111ZM119 201H120V199H119ZM166 201H167V202H166ZM169 201H170V202H169ZM239 201H240V200H239ZM257 201H258V202H259V201H262V202L258 204ZM37 202H38V203H37ZM117 202H118V201H117ZM171 202H174V204H173V203L171 204ZM178 202H179L180 204H179ZM30 203H31V204H30ZM32 203H33V204H32ZM36 203H37V204H36ZM112 203H111V204H112ZM169 203H170V204H169ZM97 204H98V203H97ZM255 204H256V205H255ZM30 205H32L31 208H30ZM99 205H100V204H99ZM99 205H96L97 208L95 207V208L93 209V212L95 211V209H96V212L98 211V213H100V212H102V211L104 210V207H103L104 205H102V203H101L102 206L100 205L101 207H100ZM126 205H127V206H126ZM173 205H174V206H173ZM175 205H176V207H175ZM257 205H258V206H257ZM162 206H164V208H163ZM168 206H169V211H167ZM171 206H172V207H171ZM180 206H181V207H180ZM253 206H254V207H253ZM39 207H40V209H39ZM98 207H99V208H98ZM156 207H157V209H159V210H157ZM165 207H166V208H165ZM173 207H174V208H173ZM178 207H179V208H178ZM182 207H183V209H182ZM238 207H240V206H238ZM259 207H261V208H260V209H256V208H259ZM101 208H102V209H101ZM129 208H130L131 210H130ZM132 208H133V209H132ZM175 208L178 209V210L176 211ZM254 208H255V209H254ZM180 209H181V210H180ZM237 209H240V208H237ZM237 209H236V210H237ZM250 209H251V210H250ZM252 209H254V210H252ZM34 210H36V212H34ZM132 210H133V211H132ZM153 210H154V211H153ZM171 210H172V211H171ZM174 210H175V212H174ZM248 210H246V212H248ZM99 211H100V212H99ZM106 211H107V210H104L105 213L103 212V213L98 214V213H96V212H94V213L92 212L93 215L91 214V215L93 216V219L95 218V216H96V218L98 217V219H96V218L94 219V220H96V221L99 220L100 218L103 219V220H99V221H98V226H99L101 229H100L99 231H97L94 235H92V236H93V237H92V242H91L92 245L94 244L95 246H97L98 244H100L99 242H102L101 240H102V237H103V236H102V235H103V234H102L103 232L100 233L101 230H104V231H107V233H110V231H111L112 228H113V220H114V219L111 218V217H110L111 215L109 216V212H106ZM150 211H151V213H150ZM158 211H159V212H158ZM170 211H171V212H170ZM179 211H181V212H179ZM129 212H130V213H129ZM131 212H132V213H131ZM166 212H167V213H166ZM176 212H177L178 214H177ZM246 212H245V213H246ZM157 213H158V214H157ZM169 213H170V215H169ZM174 213H175V215H174ZM254 213H255V212H254ZM96 214H98V215H96ZM101 214L103 215V216H102L103 218L100 217ZM154 214H155V215H154ZM176 214H177L178 216H176ZM252 214H253V212H252ZM34 215H35V214H34ZM145 215H146V213H145ZM148 215H149V216H148ZM173 215H174V218L172 217ZM38 216H39V217H38ZM104 216H105L108 220H107ZM108 216H109L110 218H108ZM233 216L235 217L236 215H233ZM133 217H134L135 219H134ZM157 217H158V218H157ZM161 217H162V218H161ZM91 218H92V217H91ZM91 218H90V219H91ZM150 218H152V219H150ZM155 218H156L157 220H156ZM105 219H106V220H105ZM109 219H110L111 221H110ZM173 219H174V220H173ZM175 219H176V220H175ZM31 220H32V218H31L29 221H31ZM132 220L135 221V223H136L135 226L132 225V223H131V222H133ZM154 220H155V221H154ZM164 220H165V222H167V223H165ZM170 220H172V221H170ZM101 221H103V222H101ZM105 221H106V222H105ZM109 221H110V222H109ZM127 221H128V224H127V223H124V224H126V225H124V224L121 225V226L119 225L120 228L118 227V229L116 230V231H117V235H116V233H115V235H116V236L123 235L125 238H127V237H128V238H135V237H136L137 239L143 241V240L145 239L144 237H146V236H144V235L149 234V232H150L149 229H148L147 231L144 232V231L139 227L140 225L137 224V217H135V216H132V217H130V218L128 217V219L126 220V222H127ZM151 221H154V224L157 222V224H155V226H157L158 224H160V225H158V227H155ZM104 222H105V225L103 224ZM108 222H109V223H108ZM111 223H112V225H111ZM151 223H152V224H151ZM161 223H162V225H161ZM108 224H110V225H108ZM133 224H134V222H133ZM149 224H150V225H149ZM60 225H61V224H57V225L55 226L54 223H51L52 228H51V226H50V229L53 230V229H55L57 226H60ZM102 225L105 226V228L102 227ZM151 225L154 226V227H153V230H152V226H151ZM53 226H55V228H53ZM106 226H107V227H106ZM111 226H112V227H111ZM127 226H133V227L130 229V228L127 227ZM136 226H137V228H135ZM145 227H146V228H145ZM163 227H164V229H163ZM102 228H103V229H102ZM122 228H123V229H122ZM125 228H126V229H125ZM127 228H129V229H127ZM133 228H134V229H133ZM155 228H156V229H155ZM188 228H190V226H189ZM192 228H193V227H192ZM50 229H49V230H50ZM108 229H111V230H108ZM137 229H139V230L141 231L140 236H139V234H138V233H140V232H139V230H137ZM154 229H155V230H154ZM161 229H162V230H161ZM193 229H194V228H193ZM123 230H124V231H123ZM129 230H132V231H129ZM160 230H161V231H160ZM163 230H164V231H163ZM133 231H134V234H133ZM142 231H143V233H142ZM148 231H149V232H148ZM118 232H119V233H118ZM123 232H125V233H123ZM128 232H129V233H128ZM130 232H131V233H130ZM137 232H138V233H137ZM158 232H157V233H158ZM99 233H100L101 235H100ZM121 233H122V234H121ZM126 233H128L129 235L126 234ZM135 233H136V234H135ZM144 233H145V234H144ZM125 234H126V235H125ZM132 234H133V235H132ZM137 234H138V235H137ZM76 235H77V236H76ZM96 235H97V236H96ZM134 235H135V236H134ZM142 235H143V236H142ZM78 236H79V234H77V232H76V234H75V236H74V238H75V237H76V238L73 239V240L75 241V243H74V241H73V242H72L73 244L71 243V245H74V244L77 245V244H78V240H79V239L77 238ZM100 236H101V237H100ZM123 236H121V237H123ZM126 236H127V237H126ZM138 236H139V237L142 236V237H141V238H138ZM79 237H80V236H79ZM94 237H95V238H94ZM96 237H100V238H96ZM142 238H143V240H142ZM76 239H77V240H76ZM95 239H96V240H95ZM100 239H101V240H100ZM93 240H95L96 243H98V244H96L95 242H93ZM98 241H99V242H98ZM158 241H162L161 243H164L166 240H164V239H162V238H159ZM163 241H164V242H163ZM11 245H12V244H11ZM70 247H71V249L74 248V246H70ZM261 249H262V248H261ZM257 250H258V248H257ZM259 250H260V247H259ZM94 256H95V255H94ZM94 256H92L93 259L95 258ZM96 257H97V256H96ZM19 258H20L21 260H20ZM22 258H23V259H22ZM24 258H25L24 256H23V257L18 256L16 259H14V262L16 261L15 263L19 264V263H21V262H24ZM92 258L90 257V259H92ZM26 259H27V258H25V260H26ZM95 259H97V258H95ZM18 260H19V262H17ZM22 260H23V261H22ZM28 260H29V259H27V262H28ZM9 261H10V260H9ZM11 262H13V259H12ZM14 262H13L12 264H15ZM9 264H11V263L9 262Z\"/></svg>", "mask_w": 264, "mask_h": 264}]
</instances>
